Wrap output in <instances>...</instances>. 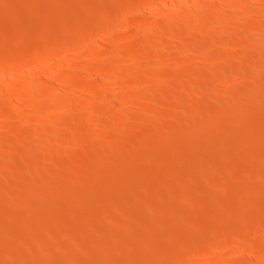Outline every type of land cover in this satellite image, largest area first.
<instances>
[{"label": "rangeland", "instance_id": "1", "mask_svg": "<svg viewBox=\"0 0 264 264\" xmlns=\"http://www.w3.org/2000/svg\"><path fill=\"white\" fill-rule=\"evenodd\" d=\"M2 1H4V0H0V31H3V32H0V41H2V39H3V41H2V45H0V52H2V51H4V49L5 50H10V51H15V52H17L19 55H22V57H23V55H24V58H27V57H29V56H31V54L32 55H34L35 53V51H37V48L39 49L40 48V46L42 47L43 46V44L44 43H46V44H49V43H51L52 42V39L51 40H48L46 37H44V36H41L42 38H40V37H38V39L37 38H35L36 37V35H35V33L36 32H38V31H40V32H43V30H44V32L45 31H51V32H53V34H54V37L55 36H57V39L55 38V41H60L61 39H63V38H65V39H70L71 37L73 38V37H75V32H78L79 34L81 33V31L83 32V30H85L86 29V27L85 26H87V28H88V26H90L91 25V27L92 26H96L97 27V25L99 26V28H101L102 27V24L101 23H103V25H104V23H105V21L106 20H108L110 17H111V19H113L114 21H113V23H112V26H114V30H113V37H112V39H110L112 42H111V44H116L117 46H115V45H112V46H109L108 48L107 47H105V45H104V47L108 50L107 52H106V54L105 55H103L104 57L103 58H99V60L97 59V61H94V60H90V61H88V62H86V64L88 65V63H89V65L88 66H93V62H94V64H97V63H100V62H102L101 61V59L103 60V61H105L106 59H108L109 60V57H110V54H109V52H112V50H113V52L114 51H116V48L115 47H121L120 48V50L121 49H126V48H130L131 46L133 47L135 44H138L142 39H143V36H150V35H152L153 34V36L155 35V36H157L158 34V31L156 30V29H158L156 26H150V27H147V23H143V21H146L147 22V20H144V19H142L143 21H141L142 23H141V27L139 28L140 30H142L141 32H147V35H142V33L141 32H139L140 30H138V32L137 31H135L136 33H133L134 32V30H132V28L131 27H133L132 25H131V27H129V28H127V26H125L126 24V22H127V19L128 20H131L132 19V15H136V14H139V13H134V11L135 10H142L140 7H138V8H135V10H133V7L135 6V4H137L138 3V1L141 3V5L146 9V4L150 1V0H103V2H102V0H5L4 2H5V4H3L4 2H2ZM7 1V2H6ZM90 1V2H89ZM126 3H125V2ZM179 1V0H178ZM177 1V2H178ZM193 0H189V2H192ZM196 2H198L199 1V4H201V5H203L204 6V4L206 5H209L210 3H212L211 1L212 0H195ZM210 1V2H209ZM101 2V3H100ZM122 2V3H121ZM128 2H130V3H128ZM159 2V1H158ZM158 2H157V4H158ZM202 2L204 3V4H202ZM209 2V3H208ZM2 3V4H1ZM8 3V4H7ZM75 3H76V5H75ZM78 3V4H77ZM92 3V4H91ZM142 3H145V4H142ZM187 3H188V0H187ZM75 6H74V5ZM99 4H102V5H99ZM129 4V5H128ZM156 4V3H155ZM2 5V6H1ZM58 5V6H57ZM94 5V6H93ZM103 5H106L105 7L103 6ZM126 5V6H125ZM27 6H29V7H27ZM33 6V7H32ZM38 6V7H37ZM110 6V7H109ZM120 6V8H118ZM7 7V8H6ZM51 8V10H50V8ZM58 7H61V8H58ZM74 7H76V8H74ZM85 7V8H84ZM100 7H102V8H104V9H106V10H102V8H100ZM137 7V6H136ZM142 7V8H143ZM10 8V9H9ZM49 8V9H48ZM95 8H97V9H95ZM109 8V9H108ZM118 8V9H117ZM125 8H127V9H125ZM143 8V10H145ZM85 9H87V11L85 10ZM99 9V10H98ZM9 10V11H8ZM49 10V11H48ZM56 10V11H55ZM95 10H98V11H95ZM109 10V11H108ZM114 10V11H113ZM116 10V11H115ZM127 12H126V11ZM131 12H130V11ZM133 10V11H132ZM138 10V11H139ZM234 10V9H233ZM5 11V12H4ZM59 11V14H57V13H55V12H58ZM91 11V12H90ZM104 11H105V13H104ZM119 11H120V13H119ZM125 11V13H123V12ZM129 11V12H128ZM137 11V12H138ZM2 12V13H1ZM49 12V13H48ZM61 12V13H60ZM93 12V13H92ZM99 12V13H98ZM102 12H103V14H102ZM110 12H112V13H110ZM136 12V11H135ZM140 12V14H141V12H142V15H145L144 13H143V11H139ZM146 12V11H145ZM51 13V14H50ZM88 13V14H87ZM119 13V14H118ZM129 13V14H128ZM8 14H10V15H8ZM56 14V15H55ZM61 14H62V16H61ZM85 14V15H84ZM96 14V15H95ZM101 16H100V15ZM105 14V15H104ZM124 14V15H123ZM3 15V16H2ZM5 15V16H4ZM50 15H51V17H50ZM54 15V16H53ZM58 15V16H57ZM84 15V16H83ZM92 15H93V17H92ZM94 15H95V17H94ZM107 15V16H106ZM114 15H115V17H114ZM118 15V16H117ZM119 15H121V16H119ZM123 15V16H122ZM148 15H149V13H148ZM10 16V17H9ZM56 16V17H55ZM87 16V17H86ZM92 18H91V17ZM103 16V17H102ZM113 16V17H112ZM130 18H128V17ZM139 16V15H138ZM141 16V15H140ZM90 17V18H89ZM97 17H99V18H97ZM106 17H107V19H106ZM124 17V18H123ZM142 17V16H141ZM145 17H147V15H145ZM256 17V18H255ZM6 18H7V20H6ZM16 18V19H15ZM51 18H53V19H51ZM56 18H58V19H56ZM101 18V19H100ZM126 18V19H125ZM4 19V20H3ZM19 19V20H18ZM23 19V20H22ZM85 19H86V21H85ZM89 19V20H88ZM90 19H93L92 21L93 22H95V23H92V21L90 20ZM94 19H96V20H98V22H100V25L97 23V21H95ZM141 19V18H140ZM247 21H246V20ZM243 21H242V25H243V28H244V30L242 29V30H239V31H237L238 32V34H237V32H232V33H230V34H228V38H229V41H233L232 43H227V44H224V45H222L221 46V44H220V41H219V37H220V35L222 34L221 33V30H223V29H221L220 30V28H217L216 30H218L217 32V36L218 37H215V39L210 43V44H208V46H207V49H206V54L205 55H197V54H195V53H193V52H191V51H189V49H188V53H186V55H185V57H186V63H184V65H179V64H176L177 62V59L175 60V58L176 57H174V58H172L171 57V59L169 58V60L165 63V64H169L170 62H171V65L174 63V62H176V63H174V64H176V65H174L173 66V76L171 75L170 77H168L169 75H167L166 77H163V78H160V80L158 79H156V77L154 76V75H156V72H157V70L156 69H158L159 67H161L164 63H158L157 64V67L156 66H154V67H151L150 66V68H149V65H146L147 63H145V61L147 62V59L145 58V59H142L141 61H140V64H142V65H138L137 66V70L139 69L140 71H142V69L143 70H145V72L144 71H142V73L144 74L142 77H141V79H143L144 80V82L145 81H149V82H147V83H142L141 84V87L140 86H132V84L133 83H126V84H124L123 86H124V88H122V89H120L119 91L117 90V89H115L116 87H114L116 84H115V82L116 81H120V79H122V78H124L125 76H127V79L128 80H130V77H131V74H126V75H124V76H122V77H119L118 76V78L116 77L115 79V82H111V81H109V80H106V81H103L102 83L104 84V85H102V89L100 88L99 90H98V92L99 93H101V91L104 89V90H106L105 92H107V89H108V91L109 92H107V94H108V96L110 97L111 96V98H113V97H115V94H116V98L117 97H119V98H122L123 97V95L125 96V98L126 97H128V96H130V95H128V94H133L132 92H134V93H140L141 95H142V97L143 96H145V97H143V99L145 98L146 100H147V98H151L150 96H152V93H154V96H152V97H155L156 96V93H158V92H160V91H164V92H167L168 91V93L171 95V96H173L174 94H175V96H173V97H175L176 98V95H179V94H182V92H184V91H182L183 89H182V87H180V81H181V79H180V81L178 80V78H177V80L176 81H179V82H176L175 81V79H176V77L175 76H177L178 74H177V72H180L179 74H184L185 73V68L187 69V68H189L190 66L192 67V66H197V68L199 67V69L201 70V67H202V70H203V72L205 73V74H208V77L210 76V77H212L215 81H212L211 82V86L209 87V89H205L206 87H204V86H206V85H204L201 89L199 88V92H200V96H203V98L205 97V98H207V99H209L211 96H213L214 94L216 95V96H214V98L215 99H218L219 100V104L217 103L216 104V102H218V101H216V100H214V98H212V100L213 101H215V103H213V106H216V108L217 109H215V107H213V106H211L212 105V100L211 99H209V100H207V99H205L204 101H205V103L204 104H202V105H204V106H195V105H188V107L189 108H185V113L187 114V115H182L181 114V111H180V109L177 107V106H175L173 103V101L172 100H174L176 103H177V98L175 99V98H173L172 99V97H170V99H172L171 100V104L170 105H167V108H165V106H164V104H163V106L161 105L162 103H160V102H158V103H156L155 105L153 104V108H154V110H155V113H158V115L159 116H161L162 114H163V112H165L166 110H167V113L166 114H168V115H166V119L167 120H170L171 121V125H169V126H167V131L166 130H164V128H162V129H160L161 127H159V126H155V125H153V123H149L148 122V125H147V122H142V121H139V123H137L138 122V120L137 121H134V118H133V116L134 115H132V113L134 114V112L137 110V108H139L138 110H139V112H138V110L136 111L137 113H141V114H144V113H142V112H145V111H143V110H145L144 108V106H141V107H133L132 106V104H128V105H126V106H129V107H126V109H125V111H123V113L121 112L120 114H118V115H113L112 114V111H111V107H109V109L108 110H106L103 114H96L95 115V113L93 114V115H95L96 116V118H93V119H85L84 120V123H86L87 125H88V127L87 128H85V129H82V130H79L78 128H77V126L74 124L75 122L72 120V119H68L69 120V122H70V124H65L64 126H60L56 131L57 132H50V130L48 129V131H46V127L48 126H46V122H45V120H42L40 123H41V125H40V123H32L31 122V120H29V119H31L35 114L33 113V112H30V111H26V112H28L29 113V116L27 115V113L25 112V115L22 117V118H18V119H16V118H14L13 116H11V114L10 115H8V113H10V110H11V108H10V106H7L8 107V109H9V111L8 112H6L8 109H7V107H4L3 109H0V125H1V127H3V129L5 128V130L7 131V133H6V131H4L7 135H9V137H10V140H9V142H7V141H5V143H4V141H2V143H0V197H1V199H0V264H9V262H10V264H21V263H23V264H29L28 262H30V264H45V262L43 263V261L44 260H46V262H47V264H49V262H50V264H93L94 262H96V264L98 263V264H103L104 263V261H107L106 260V258H109V256L108 255H105L106 253L107 254H109V255H111V257L109 258V260H108V263H113V264H115V262H116V264H119L118 262L120 261V263L121 264H123V262H124V264H127V263H129V264H131V262L133 263V264H141L140 263V260H141V262H142V264H144L143 262H145V261H147V262H150V263H147V264H157L156 262H158V264H175L176 263V261L177 260H181V259H184L183 261L185 262L186 261V263L187 264H191V263H193L192 261L193 260H195L194 261V263L195 264H205V263H207V259H208V255H205L204 254V250L203 249H207V248H209V249H211V246L209 247V243H208V241H206L207 239H211L212 238V240H214V237H213V234H212V236L210 237V235H208L207 233H209V231L212 233V231H216L214 228L216 227V228H218V232L220 233V236L222 237L221 239H223V240H219V239H216V240H219V241H221L222 243H220V246L222 247V249H219V250H217V251H215V250H213V247L215 248V247H218L217 245H214L213 246V244H214V241H213V243H212V240L211 241H209V242H211V245H212V249H211V251H210V253H215V255H216V257L214 256V254H213V260L214 261H216V263H218V260H220V261H222V264H225V263H227V262H229V261H231V259L233 258V257H235V259H236V263L238 264H242L244 261H246L248 258V256H250L251 255V253H250V251H248L247 249V251H246V253H245V251H240V250H238V253H234L233 251L234 250H231L232 249V247L227 243V242H225V241H227L225 238H227L226 237V235H227V233L229 232V230H230V232H232V230H235V228H237L238 227V229H239V225L241 226L242 224H243V222H244V220L242 219H240L241 221H243V222H241L240 220H237L238 222H236L235 220H236V218L235 217H239L240 215H241V217H244V216H242V215H244L245 214V223H244V225L247 227V226H250L249 228L250 229H252V227L255 225V228H256V226H259V223H261L260 224V226H262V225H264V202H262L264 199V190H263V188L261 187V186H263L264 185V181H262V180H264L263 179V175L262 174H264V170H259V169H261V166H263L262 165V162H256V161H259L260 160V157H262V161H263V163H264V90H263V92H262V89L264 88L263 86H264V64H262V63H264V58L263 57H261V65H259V67H258V69L257 70H259V71H263V74L261 75L262 77L260 78H258V77H256V78H250V77H248V75L249 74H251V73H249V72H243L244 70H247L248 68H250L249 66H248V68H246V69H244V70H242V73L240 72V70H239V67L237 66V65H240V61L238 62V60H239V58H240V60L242 59L243 61H242V63L241 64H244V63H246L247 65H248V63H249V61L251 62V60H252V57L253 56H256L255 54L256 53H258L257 55H262V56H264V53L262 52V53H260L261 51L256 47H254L253 48V45L252 46H246V47H241V41H242V39L243 38H246L247 36V39L249 38H254V37H257V36H259V37H257V38H261V37H263V35H264V28H260V27H258V29H257V31L256 30H254V31H256L255 33L254 32H252L253 31V29L250 27V22L251 21H253V22H256L255 24H256V26H258L260 23H261V21H260V19H259V17H257V16H252V17H250V18H245ZM248 19H249V21H248ZM253 19V20H252ZM255 19V20H254ZM58 20V21H57ZM77 20V21H76ZM100 20V21H99ZM102 20V21H101ZM105 20V21H104ZM13 21V22H12ZM24 23H23V22ZM74 21V22H73ZM91 22V24L90 23H87V22ZM104 21V22H103ZM112 21V20H111ZM235 21V20H234ZM17 22V23H16ZM22 22V23H21ZM38 22V23H37ZM49 22H51V24L49 23ZM58 24H57V23ZM124 22V23H123ZM232 22V21H231ZM2 23H3V25H2ZM9 23V24H8ZM17 25H16V24ZM35 23L37 24V25H39L40 24V28H39V26H36L35 25ZM118 23H119V25H121V23H122V26H119L118 27ZM249 23V24H248ZM11 24V25H10ZM45 24H47V26L49 27H47V26H45ZM85 24V25H84ZM89 24V25H88ZM94 24H96V25H94ZM248 24V25H247ZM16 25V26H15ZM18 25H20V29H19V27H17ZM42 25V26H41ZM44 25V26H43ZM51 25V26H50ZM246 25H247V28H246ZM11 26H12V28H14L15 27V29H14V32L12 31L13 29H11ZM14 26V27H13ZM72 26H73V28H72ZM75 26V27H74ZM78 26L79 27H81V28H78ZM149 26V25H148ZM34 27V28H33ZM38 27V28H37ZM53 29H52V28ZM91 27L89 28V29H91ZM123 27V28H122ZM126 27V28H125ZM156 27V28H155ZM249 27H250V29H249ZM5 28V29H4ZM71 28V29H70ZM78 28V29H77ZM115 28H117L118 29V31H117V29H115ZM37 29V30H36ZM39 29V30H38ZM64 29V30H63ZM65 29H66V31H65ZM75 30V32L73 31L72 32V30ZM81 29H83V30H81ZM89 29H88V31H89ZM103 29H105V27L103 26ZM103 29L101 28V29H99L100 31L99 32H102L103 31ZM112 29H113V27H112ZM123 29H124V33L123 34H125V35H121V34H119L121 31H123ZM260 29H261V31H260ZM7 30H9V31H7ZM16 30H17V32L19 31V33H17L16 32ZM30 30V31H29ZM61 30V31H60ZM63 30V31H62ZM78 30V31H77ZM81 30V31H80ZM93 30V28L90 30V31H92ZM121 30V31H120ZM126 30H128V31H126ZM246 30V31H245ZM248 30V31H247ZM56 31V32H55ZM86 31V30H85ZM115 31V32H114ZM128 32V33H126V32ZM260 33H259V32ZM5 32V33H4ZM9 32V33H8ZM17 33V35H16V33ZM26 32H29L28 33V36H27V34H26ZM39 32V33H40ZM58 32V33H57ZM62 32V33H61ZM69 32H71V33H69ZM131 32H132V34H131ZM157 32V33H156ZM224 32V31H223ZM8 33V34H7ZM21 33V34H20ZM64 33H65V35H64ZM69 33V34H68ZM138 33V34H137ZM149 33V34H148ZM4 34H6V35H4ZM32 34H34V35H32ZM56 34V35H55ZM63 34V35H62ZM75 34V35H74ZM78 34V35H79ZM102 34V33H101ZM100 34V35H101ZM114 34H116V35H120V36H122V37H120L119 38V36L118 37H116V35H114ZM139 35L138 37H137V35ZM220 34V35H219ZM2 35V36H1ZM14 35H16V36H14ZM18 35L20 36V35H23L22 37H18ZM32 35V36H31ZM59 35V36H58ZM60 35H62V38L61 39H58V38H60ZM73 35V36H72ZM135 35V36H134ZM142 35V37H140ZM230 35H232V36H230ZM234 35V36H233ZM5 36V37H4ZM68 36V37H67ZM102 36V35H101ZM230 36V37H229ZM1 37H4V38H1ZM14 37H15V40H14ZM18 37V38H17ZM28 37H29V39H28ZM67 37V38H66ZM131 37V38H130ZM183 37V39H185V38H187V36L186 35H184V36H182ZM8 38H10V40L8 39ZM24 38V39H23ZM40 38V39H39ZM44 38H45V40H44ZM71 38V39H72ZM115 38H117V39H115ZM7 39V41H5ZM20 39H21V41H20ZM54 39V38H53ZM182 39V40H183ZM16 40H17V43H16ZM25 41V43H24V41ZM32 41L33 43H34V45H33V43H29V41ZM33 40H35V41H33ZM181 39H180V41H182ZM42 41V42H41ZM49 41H51V42H49ZM134 41V42H133ZM216 41V42H215ZM237 41V42H236ZM18 42L20 43V44H18ZM22 42H23V44H22ZM39 42V43H38ZM215 42V43H214ZM6 43L9 45V43H10V47L12 46L13 48H11V49H7L6 47L7 46H5L6 45ZM14 43H16V45L18 44V46L16 47V45H13ZM36 43V44H35ZM43 43V44H42ZM181 45L184 43V45H185V41L183 40V43L182 42H179ZM21 45H22V47H21ZM232 45V46H231ZM3 46V47H2ZM19 46H20V48H19ZM115 46V47H114ZM126 46H128V47H126ZM3 49H2V48ZM5 47V48H4ZM14 47L16 48V49H14ZM112 47V48H111ZM124 47V48H123ZM18 48V49H17ZM119 48H117V50L119 49ZM33 49H35V50H33ZM110 49V50H109ZM211 49V50H210ZM256 49V50H255ZM258 50L260 51V52H258ZM34 51V52H33ZM212 51V52H211ZM235 52V53H237V55L236 54H233V53ZM220 53V54H219ZM224 53H226V55L224 54ZM230 53V54H229ZM28 54H29V56H28ZM109 56H108V55ZM213 54H215V58H212L211 56L213 55ZM27 57H26V56ZM219 55V56H218ZM225 55V62H222L224 59L222 58L223 56ZM227 55H234V57L232 58L231 56H228V58L230 57V59L231 60H234L235 59V61H236V63L234 64V62L235 61H229L230 59H228V63H226V61H227ZM239 55V56H238ZM111 56L112 57H110V60L111 59H114L115 58V56H114V54L112 53L111 54ZM114 56V57H113ZM222 56V57H221ZM235 56H237L238 57V59H236L235 58ZM209 57V58H208ZM218 57V58H217ZM211 58H212V60H211ZM220 58V59H219ZM248 58V59H247ZM207 59H210V60H207ZM215 59V60H214ZM219 59V60H218ZM222 59V60H221ZM84 59L83 58H79L78 59V62L79 61H83ZM127 60V64H131V63H133L134 62V60L132 59V58H127L126 59ZM175 60V61H174ZM246 60V61H245ZM263 61V62H262ZM75 62H76V59H75ZM142 62V63H141ZM173 62V63H172ZM231 62H232V64H231ZM244 62V63H243ZM35 63H38V62H35ZM34 63V64H35ZM198 63V64H197ZM233 66H231L230 64ZM34 64H27V65H25V69L27 68H31V69H33L34 67H36V66H34ZM193 64V65H192ZM234 64V65H233ZM36 65V64H35ZM139 66H140V68H139ZM143 66V67H142ZM196 66H195V68H196ZM184 67V68H183ZM190 67V68H191ZM237 67H238V70H236L237 69ZM148 68V69H147ZM151 68H154V70H156V71H153ZM179 68V69H178ZM183 68V69H182ZM146 69H147V71L150 73V72H154V74H152V73H148L147 71H146ZM176 69H178L179 71H177ZM230 69V70H229ZM235 69V70H234ZM151 70V71H150ZM174 70H175V72H174ZM185 70V71H184ZM201 70V71H202ZM204 70H206V71H204ZM225 70H227V71H225ZM250 70L252 71V69L250 68ZM177 71V72H176ZM230 71V72H229ZM237 71H239L240 73H237L236 72V74H235V72ZM22 72V70L19 72V73H21ZM202 72V73H203ZM233 72V74H235V77H233V74L231 75V73ZM146 73H148V74H146ZM175 73H176V75H175ZM229 73V74H228ZM37 74V73H36ZM39 75V74H38ZM148 75V76H147ZM175 75V76H174ZM214 75V76H213ZM228 75V76H227ZM150 76V77H149ZM230 76H232L233 78L232 79H229V77ZM251 77H252V75H250ZM149 77V78H148ZM209 77V78H210ZM171 78V79H170ZM173 78V79H172ZM175 78V79H174ZM231 78V77H230ZM249 78V79H248ZM263 78V79H262ZM149 79V80H148ZM213 79H211V80H213ZM252 79H254L256 82H257V84L259 85L258 87H257V84H255L256 82L253 80V82L254 83H252L251 81H252ZM218 80V81H217ZM231 80V81H230ZM244 80H248L247 82H248V84L249 85H251V83L253 84V85H255V86H253L252 85V87L250 88L249 87V85H247V87H249L250 89H253L254 87V89H253V91H251V90H249V88H247L246 87V85L245 86H242L241 84L243 83V85L245 84L244 82ZM263 81V82H261V81ZM109 81V82H108ZM173 81V82H172ZM250 81V82H249ZM158 82H161V83H158ZM217 82V83H216ZM246 82V83H247ZM259 82V83H258ZM114 83V84H113ZM156 83H157V85H156ZM170 83H171V85H170ZM176 83L178 84V85H176ZM217 84V86H216V84ZM159 84V85H158ZM261 84V85H260ZM144 85V86H143ZM163 85V86H162ZM236 85H238V88L241 90V91H239L238 89H236L237 91H233V93H232V91L231 90H233V89H231V88H233L234 86H236ZM239 85H241L240 87H243V88H240L239 87ZM146 86V87H145ZM158 87V89H157V87ZM160 86V87H159ZM164 87V89H166V90H164L162 87ZM171 86V87H170ZM173 86H174V88H173ZM213 86H215V87H213ZM128 87V88H127ZM154 87H156V90H154V92H153V88ZM166 87V88H165ZM170 87V88H169ZM216 88L215 90L213 89V88ZM245 87V88H244ZM261 87V88H260ZM112 88L115 90H112ZM148 88V89H147ZM181 88V89H180ZM247 88V89H246ZM139 89V90H138ZM142 89V90H141ZM175 90V91H173V90ZM180 89V90H179ZM204 89V90H203ZM213 90L212 92L214 93H212L210 90ZM220 89V90H219ZM245 89V90H244ZM116 90L118 91V92H116ZM122 90H123V92H122ZM135 90H137V91H135ZM146 90V91H145ZM177 90V91H176ZM208 90V91H207ZM216 90H218V91H216ZM258 90H259V93H258ZM152 91V92H151ZM216 91V92H215ZM225 91V92H224ZM231 92V93H228V92ZM247 91H249V93H247ZM257 91V92H256ZM74 92H75V94H74ZM74 92H72L73 94V96H76L78 93L77 92H79L80 93V95H82L81 94V91L80 90H76V91H74ZM105 92L104 91H102V93H104L105 94ZM207 92V93H206ZM209 92V93H208ZM221 92H223V93H221ZM237 92V93H236ZM101 93V94H102ZM203 93H204V95H203ZM242 93V94H241ZM252 93V95H250ZM260 93H262V94H260ZM106 94V95H107ZM127 94V95H126ZM159 94V93H158ZM158 94H157V96H158ZM160 94H162V92L160 93ZM207 94L208 95H210V96H208L207 97ZM213 94V95H212ZM230 94V95H229ZM232 94V95H231ZM233 94H234V96H233ZM79 95V94H78ZM169 95V96H170ZM226 95V96H225ZM113 96V97H112ZM147 96V97H146ZM149 96V97H148ZM160 96V95H159ZM217 96H218V98H217ZM219 96H221L222 97V101H221V97L219 98ZM225 96V98L227 99H223V97ZM229 96H231V97H229ZM240 96V97H239ZM247 96H249V97H247ZM253 96V97H252ZM261 96V97H260ZM86 97V98H85ZM230 98V99H228V98ZM234 97V98H233ZM236 97H237V99H236ZM45 99H39V100H37V103L39 104H41L42 103V105L43 104H47L48 103V101H45V100H47V97H44ZM82 98L86 101V102H88L89 100H93V95H92V92H87V93H84L83 94V96H82ZM124 98V97H123ZM234 100H233V99ZM152 99V98H151ZM239 99V100H238ZM88 100V101H87ZM150 100V99H149ZM224 100H225V102H224ZM230 100V101H229ZM236 100V101H235ZM252 100H253V102H252ZM144 101V100H143ZM209 101H211V102H209ZM226 101H228V103L226 104ZM232 101V102H231ZM235 101V102H234ZM259 103V105H258V103ZM100 102H101V100H99L98 102H97V104L98 105H103V104H100ZM144 102H148V101H144ZM173 102V103H172ZM207 102L209 103V105L211 106H209L208 104H207ZM223 102V103H222ZM245 104H244V103ZM101 103H103V102H101ZM105 103V102H104ZM225 103V104H224ZM241 103H242V105H241ZM232 104V105H231ZM256 104V105H255ZM132 107H131V106ZM171 105H174V109H173V106H171ZM186 105V106H187ZM223 105V106H222ZM226 105H228V106H226ZM263 105V106H262ZM108 106V105H107ZM119 106L121 107V105L119 104L118 105V108H119ZM169 106V107H168ZM192 106V107H191ZM218 106H222V107H218ZM226 106V107H225ZM247 106V107H246ZM249 106V107H248ZM259 106H261V107H259ZM142 107H144V108H142ZM176 107V108H175ZM204 107H206V108H204ZM239 107V108H238ZM256 107V108H255ZM258 107V108H257ZM128 108V109H127ZM171 108V109H170ZM196 108V109H195ZM208 108H209V111H211L212 109L213 110H215L214 111V113H213V110H212V114H211V112H210V116H208L209 114H208V112H206L207 110H208ZM211 108V109H210ZM222 108H224V109H222ZM229 108V109H228ZM246 108V109H245ZM263 108V109H262ZM165 111H164V110ZM206 109V110H205ZM219 109H221V110H219ZM243 110V111H241V110ZM255 109V110H254ZM257 109V110H256ZM260 109H262L261 111H262V114L260 113V115L258 114L259 112V110ZM4 110V111H3ZM171 110V111H170ZM176 110V111H175ZM233 110V111H232ZM236 110V111H235ZM247 110V111H246ZM69 111L71 112V114H75V115H83L82 117H84V115H85V117L86 116H88V111L86 110V109H83V108H80V107H78V106H72V107H70L69 108ZM109 111H110V113H109ZM127 111V112H126ZM173 111V112H172ZM174 111H175V113H176V115H175V113H174ZM188 111H191V112H188ZM196 111V112H195ZM244 111H245V113H244ZM248 111H250V115L248 114L249 112ZM251 111H253V113L251 112ZM160 112V113H159ZM161 112H162V114H161ZM169 112V113H168ZM172 112V113H171ZM219 112H222V113H219ZM237 112V113H236ZM241 112V113H240ZM243 112V113H242ZM126 113V114H125ZM170 113H171V115H170ZM179 113V114H178ZM194 113H197L198 115H203V116H196V114H194ZM200 113V114H199ZM205 113V114H204ZM217 113H219V114H217ZM235 113V114H234ZM122 114V115H121ZM178 114V115H177ZM181 114V115H180ZM190 114V115H189ZM192 114V115H191ZM215 115V117H214V115ZM224 114H225V116L227 117V116H229L230 114L233 116V118H235V116L237 115V114H243V116L241 115V116H236V118L237 117H240V118H238V123L235 125V123H236V121H237V119L235 120H231V121H233V122H235L234 123V126L232 125L230 128L228 127L230 124H228L227 126H226V124L227 123H229V122H227V121H224ZM228 114V115H227ZM247 115V117L245 116V115ZM109 115V116H108ZM131 115H132V117H131ZM156 115V114H155ZM157 115V116H158ZM194 115V116H193ZM217 115V116H216ZM219 115H221V116H219ZM230 115V116H231ZM251 115H253V118H252V116ZM25 116H26V118H25ZM31 116V117H30ZM74 116V115H73ZM111 116H113L114 118H116L115 120H117V121H119L120 119H122V120H120V121H122V122H126V123H129V124H131L130 122H132V118H133V122L135 123V125H134V123L132 122V124H131V130H132V132H130V133H133V135L131 134V137H130V135H124L123 136V134H121L120 132H118V131H116V132H118V133H116V132H114L113 133V135L110 133V132H107V131H110L109 130V128L107 129L106 127H103L102 125L103 124H106L107 122L106 121H110L111 119H113V117L111 118ZM120 116V117H119ZM180 116V117H179ZM189 116V117H188ZM231 116V117H232ZM249 116V117H248ZM171 118V119H169V118ZM187 117V118H186ZM192 117H195L194 119L192 118ZM201 117H202V120H200L201 119ZM216 117H217V122L215 121L216 120ZM220 117V118H219ZM244 117V118H243ZM260 117V118H259ZM192 118V119H191ZM199 118V119H198ZM206 118V119H205ZM209 118H211V119H209ZM222 118V119H221ZM242 118V119H241ZM248 118V119H247ZM255 118H256V120H255ZM125 119H126V121H125ZM129 119H130V121H129ZM190 119H191V121H190ZM212 119H214V120H212ZM229 119H231V118H227L226 120H229ZM263 119V120H262ZM98 120H99V122L100 121H104V123H102V122H100V123H102L101 124V126L99 125V123H98ZM124 120V121H123ZM183 120V121H182ZM187 121L188 122V124L185 122L184 123V121ZM193 120H195L194 122H193ZM211 120H212V122H211ZM243 120V121H242ZM254 120V121H253ZM44 121V122H43ZM127 121H129V122H127ZM175 121V122H174ZM203 121H204V123L206 124H204L203 123ZM208 121H210V122H208ZM219 121H220V123H219ZM230 121V123H232ZM180 124L179 126H178V124ZM190 122V123H189ZM196 122V123H195ZM213 122H215V124H213V127H212V123ZM221 122H222V126H221ZM227 122V123H226ZM240 122V123H239ZM258 122V123H257ZM141 123V124H140ZM211 123V124H210ZM224 123H226V124H224ZM260 123V124H259ZM42 124L44 125L45 124V131H44V133L45 132H47L46 133V135H44L43 134V136H42V139H41V137L38 135V136H36V132L37 131H39L38 129H40V126H42ZM48 124V123H47ZM145 124V126H142V125H144ZM150 124V125H149ZM183 124V125H182ZM209 124H210V126H209ZM218 124L221 126H218ZM256 124V125H255ZM262 124V125H261ZM37 125V126H36ZM72 125V126H71ZM152 125V127L150 128V126ZM187 125V126H186ZM200 125H202V126H200ZM253 125V126H252ZM28 128H27V127ZM39 126V127H38ZM201 127V129H200V127ZM215 126V127H214ZM224 126V127H223ZM240 126V127H239ZM1 127H0V129H1ZM43 126L41 127L42 128V130H43V128H44ZM182 127V128H181ZM206 127V128H205ZM217 127H219V129H221V130H218V128ZM227 127H228V129H227ZM242 127V128H241ZM26 128H27V130H26ZM38 128V129H37ZM135 128V129H134ZM138 128V129H137ZM139 128H141V129H139ZM157 130H156V129ZM159 128V129H158ZM214 128V129H213ZM226 128V129H225ZM239 128V129H238ZM247 128V129H246ZM249 128L251 129L250 130V132H249ZM263 128V129H262ZM3 129H1V130H3ZM8 129V130H7ZM19 129V130H18ZM166 129V128H165ZM189 129V130H188ZM196 129V130H195ZM198 129H199V131H198ZM261 129V130H260ZM22 130L23 131H25V133H23L22 132ZM34 130V131H33ZM36 130V131H35ZM138 130V131H137ZM142 130H144L145 131V133H142ZM153 130V131H152ZM183 130V131H182ZM202 130V131H201ZM222 130H226V131H222ZM257 130V131H256ZM106 132V134H105V132ZM154 131H156V132H154ZM157 131H158V133H160V134H158L157 133ZM161 131V132H160ZM181 131V132H180ZM187 131V132H186ZM191 131H193L194 133H196V134H194L193 132H191ZM205 131V132H204ZM210 131V132H209ZM218 131V132H217ZM242 133H241V132ZM246 131H247V133H246ZM252 131V132H251ZM13 132V133H12ZM17 132V133H16ZM22 132V133H21ZM150 132H152V133H150ZM162 132H164V134L162 133ZM189 132V133H188ZM190 132H191V134H190ZM197 132H198V134H197ZM201 132V133H200ZM209 132V133H208ZM219 134H217V133ZM255 132V133H254ZM261 132V133H260ZM11 135H10V134ZM74 133H75V135L77 134L78 136H80V137H82L81 135L83 134V137H86V136H89L88 134H90L91 136L90 137H88L89 139H87V140H84L85 142H90V144L91 145H89V144H87V143H85L83 140H81V142L80 143H76L75 144V141L72 139V134L74 135ZM79 133H80V135H79ZM150 133V134H149ZM162 133V134H161ZM206 133V134H205ZM20 134V135H19ZM34 134V135H33ZM71 134V135H70ZM87 134V135H86ZM109 134V135H108ZM137 134V135H136ZM145 134H147V135H145ZM154 134H156V135H154ZM182 134H184L185 136H183ZM205 134V135H204ZM225 134V135H224ZM227 134V135H226ZM229 134H230V136H229ZM235 134V135H234ZM237 134V135H236ZM250 134V135H249ZM22 135V136H21ZM107 135V136H106ZM144 135V136H143ZM163 135V136H162ZM174 135H175V137H174ZM198 135V137H196V136ZM232 135H234V136H232ZM254 135V136H253ZM28 138H27V137ZM34 136H36V137H34ZM67 136V137H66ZM113 136H116L115 138H117L116 140H119V139H121V138H123V139H121V140H119V141H117V142H115L116 140H115V138L113 137ZM118 136V137H117ZM129 136V137H128ZM137 138H136V137ZM153 136H154V138H153ZM181 136H183V137H181ZM188 136V137H187ZM195 136V137H194ZM224 136V137H223ZM237 136V137H236ZM259 136H261V137H259ZM34 137V138H33ZM82 137V138H83ZM91 137H93V141L91 140ZM105 137H106V140H108L109 139V141H111L110 143H107V142H105L106 140H105ZM112 137V138H111ZM135 137V138H134ZM140 137V138H139ZM145 137V138H144ZM210 137V138H209ZM219 137H222V138H219ZM11 138H12V140H11ZM38 138V139H37ZM69 138V139H68ZM128 138V139H127ZM146 138H148V139H146ZM160 138V139H159ZM180 138V139H179ZM186 138H187V140L189 139V141H187L186 140ZM191 138V139H190ZM213 138V139H212ZM219 138V139H218ZM227 138H229V139H227ZM240 138V139H239ZM35 139V140H34ZM64 139H65V141L66 140H68L67 141V145H68V143L71 141V144H69L68 146H66L67 148H66V150L67 151H65V153L63 154V156H66L67 155V157H63V156H61V157H59L60 155H58V152L55 150V149H57L56 147H58L59 145H60V143H62L63 141H64ZM72 139V140H71ZM112 139V140H111ZM128 141H127V140ZM130 139V140H129ZM138 139H139V141H138ZM154 139V140H153ZM156 139V140H155ZM168 139V140H167ZM175 139V140H174ZM198 139L200 140V141H198ZM207 139V140H206ZM234 139V140H233ZM237 139V140H236ZM242 139V140H241ZM25 140V141H24ZM30 140H31V143H30ZM37 140V141H36ZM41 140V141H40ZM125 140V141H124ZM165 140H166V142H165ZM172 140V141H171ZM175 142H174V141ZM203 140V141H202ZM211 140V141H210ZM229 140V141H228ZM246 140H248V142L246 141ZM253 140V141H252ZM257 140V141H256ZM36 141V142H35ZM169 141V142H168ZM177 141V142H176ZM202 141V142H201ZM214 141V142H213ZM243 141H245V142H243ZM252 141V142H251ZM1 142V141H0ZM10 142H12V144H15V145H13L14 146V150L12 151V153H10V148H9V143ZM24 142H25V144H24ZM35 142V143H34ZM45 142V143H44ZM74 142V143H73ZM99 142V143H98ZM120 142V143H119ZM143 142V143H142ZM145 142H147V144L145 143ZM154 142V143H153ZM160 142V143H159ZM229 142V143H228ZM237 142H238V144H237ZM241 142V143H240ZM257 142V143H256ZM40 145H38V144ZM42 143V144H41ZM99 145H98V144ZM101 143V144H100ZM116 143V144H115ZM127 143H129V144H127ZM182 143H183V145H182ZM189 143V144H188ZM207 143H210V144H208L207 145ZM221 143V144H220ZM246 143H247V145H246ZM259 143V144H258ZM35 144V145H34ZM110 144V145H109ZM144 144V145H143ZM148 144H149V146H148ZM172 144V145H171ZM229 144V145H228ZM233 144V145H232ZM236 144V145H235ZM240 144V145H239ZM253 144V145H252ZM29 145H30V147H29ZM39 146V147H37V146ZM55 145H57L56 147H55ZM105 145H106V147H105ZM125 145V146H124ZM141 145H143V146H141ZM168 145H170V146H168ZM178 145V146H177ZM185 145V146H184ZM193 145V146H192ZM197 147H196V146ZM205 145V146H204ZM227 145V146H226ZM243 145V146H242ZM250 145V146H249ZM259 145V146H258ZM43 146V147H42ZM46 146H47V148H46ZM53 146V150H55V151H52L53 152V154L51 155V147ZM101 146H103L104 148H102ZM172 146H174V147H172ZM177 146V147H176ZM188 146H190V148L191 147H193V148H189L188 149ZM198 146H199V148H198ZM250 147V149H249V147ZM29 147V148H28ZM32 147V148H31ZM37 147V148H36ZM41 147V148H40ZM100 147H101V149H103L105 152L103 153V151L100 149ZM128 147V148H127ZM181 147V148H180ZM196 147V148H195ZM233 147H236V148H233ZM238 147L240 148V149H238ZM242 147V148H241ZM243 147H245V149L243 148ZM256 149H255V148ZM31 148V149H30ZM48 149L49 148V150L48 151H46L45 149ZM124 148V149H123ZM155 148V149H154ZM216 148V149H215ZM226 148V149H225ZM258 148H259V150H258ZM261 148V149H260ZM16 149V150H15ZM35 149H37V151H39L38 149H43L41 152H36V150ZM122 149V150H121ZM130 149V150H129ZM135 149V150H134ZM178 149H179V151H178ZM183 149H186V150H183ZM187 149H188V151L190 150L191 151V153H190V151L189 152H187ZM192 149H194V150H192ZM195 149H196V151H195ZM198 149H199V151H198ZM206 149V150H205ZM221 149V150H220ZM230 149V150H229ZM235 149L237 150V152L235 151ZM256 150V152L254 151V150ZM20 150H21V153L22 154H20ZM69 150H71V151H69ZM72 150H73V152H72ZM91 150H93L92 152H91ZM100 150V151H99ZM108 150H110V151H108ZM126 150V151H125ZM133 150V151H132ZM142 150V151H141ZM217 150V151H216ZM224 150V151H223ZM232 150V151H231ZM249 152H248V151ZM253 150V151H252ZM34 151H35V153H34ZM44 151H46L47 153H45L44 154V158L46 159L45 160V162H43L42 160H41V158L43 157V153H44ZM75 151V152H74ZM107 151V152H106ZM156 151V152H155ZM161 151V152H160ZM168 151V152H167ZM171 151H172V153H171ZM214 151V152H213ZM219 151V152H218ZM233 151H235V153H237L238 155H236ZM245 151V152H244ZM252 151V152H251ZM32 153L31 155H32V157H34L35 155H37L38 156V158L40 159V161L39 162H35L33 159L31 160V156H30V153ZM67 152V153H66ZM99 152V153H98ZM138 152V153H137ZM178 152V153H177ZM181 152V153H180ZM224 152H225V154H224ZM258 152V153H257ZM42 153V154H41ZM50 153V155H48ZM73 153H75V154H73ZM78 155H77V154ZM97 153V154H96ZM173 153H175L174 155H173ZM214 153L216 154V155H214ZM241 153V154H240ZM256 153V154H255ZM262 153V154H261ZM15 154V155H14ZM29 154V155H28ZM73 154V155H72ZM128 154V155H127ZM146 154V155H145ZM157 154V155H156ZM170 154V155H169ZM177 154V155H176ZM184 156H183V155ZM189 154V155H188ZM192 154V155H191ZM203 154V155H202ZM228 154V155H227ZM235 154V155H234ZM246 154H250L252 157H254L255 156V160H253L252 159V157L249 155V156H246ZM260 154V155H259ZM18 155V156H17ZM48 156V157H46V156ZM70 155V156H69ZM81 155V156H80ZM101 155V156H100ZM133 157H132V156ZM154 155V156H153ZM167 155V156H166ZM186 155V156H185ZM218 155V156H217ZM221 155V156H220ZM227 158V160L224 158V156ZM230 155V156H229ZM19 156H21V158L19 157ZM30 156V157H29ZM152 156V157H151ZM160 156V157H159ZM203 156V157H202ZM213 158H212V157ZM238 156V157H237ZM240 156H241V158H240ZM10 157H12V158H10ZM53 157V158H52ZM59 157V158H58ZM65 158L64 160H63V158ZM79 157V158H78ZM82 157V158H81ZM85 157V158H84ZM141 157H143V158H141ZM169 157L171 158V159H169ZM208 157V158H207ZM220 157H222V159L220 158ZM236 157L239 159H241L240 161H237V159H236ZM246 157H248V158H245ZM16 158H18V159H16ZM24 158H25V160H24ZM44 158H43V160H44ZM51 158V159H50ZM81 158V159H80ZM137 158V159H136ZM141 158V159H140ZM157 158V160H155ZM179 158V159H178ZM188 158V160H186ZM191 158V159H190ZM195 158V159H194ZM211 158H212V160H211ZM243 158V159H242ZM20 159V160H19ZM136 159V160H135ZM144 159V160H143ZM148 159V160H147ZM150 159V160H149ZM163 159V160H162ZM166 159V160H165ZM201 159H202V161H201ZM204 159V160H203ZM206 159V160H205ZM207 159L209 160V161H207ZM214 159V160H213ZM225 159V160H224ZM244 159H245V161H244ZM251 159V160H250ZM11 160H13L12 162H11ZM16 160V161H15ZM17 160H19V162L17 161ZM29 160H31V162L32 163H30L29 162ZM53 160V161H52ZM154 160V161H153ZM158 160H160V161H158ZM179 160H180V163L181 164H179V165H177L178 163H179ZM224 160V161H223ZM233 160V161H232ZM244 162H243V161ZM250 160V161H249ZM22 161V162H21ZM25 161H27V162H25ZM46 161H48V162H46ZM60 161H61V163H60ZM63 161V162H62ZM141 161V162H140ZM146 161V162H145ZM149 161V162H148ZM167 161V162H166ZM168 161H170V162H168ZM176 161H177V163H176ZM193 161V162H192ZM205 161V162H204ZM213 161V163L216 165L217 164V166L215 167L214 166V164H213V166L214 167H211L210 165H208V164H210V162H212ZM220 161V162H219ZM227 161V162H226ZM232 161V162H231ZM235 161H236V163L238 164V165H236V169H233L232 167H231V165L233 166V163H235ZM17 162H18V164H17ZM41 162L43 163V164H41ZM132 162V163H131ZM136 162V163H135ZM151 162V163H150ZM157 162V163H156ZM160 162V163H159ZM229 162V163H228ZM247 162H249L250 163V165H253V166H250L249 165V163L248 164H246ZM25 163V164H24ZM36 163H38V165H34V164H36ZM99 163H100V165H99ZM148 163H150V164H148ZM155 163H156V165L158 164V167H156V165H155ZM161 163H162V165H161ZM193 163V164H192ZM208 163V164H207ZM223 163H224V165H223ZM227 163V164H226ZM254 163L256 164V165H254ZM14 164V165H13ZM15 164H16V166H15ZM40 164V165H39ZM145 164H146V166H145ZM167 164V165H166ZM203 164V165H202ZM204 164H205V166H204ZM211 164V165H212ZM226 164V165H225ZM260 164V166L259 167H256V166H258ZM28 165V166H27ZM34 165V166H33ZM43 167H42V166ZM76 165V166H75ZM77 165H79V166H77ZM155 165V166H154ZM174 165V166H173ZM185 165H186V167H185ZM199 165H200V168H199ZM222 165H223V167H222ZM240 165V166H239ZM248 166V167H245V166ZM32 166V167H31ZM45 166V167H44ZM154 166V167H153ZM167 168H166V167ZM191 166H192V168H191ZM204 166V167H203ZM224 166H225V168L226 169H224ZM244 166V168H242ZM254 166H255V168H254ZM34 167H37V168H34ZM103 167V168H102ZM142 167V168H141ZM172 167H174V168H172ZM195 167H196V169H195ZM230 167H231V169L233 170V174H232V170L230 169ZM251 167H253L252 169L254 170V172H253V170L251 169ZM264 167V166H263ZM262 167V168H263ZM28 168V169H27ZM68 168V169H67ZM124 168V169H123ZM127 168V169H126ZM130 168V169H129ZM133 168V169H132ZM152 168V169H151ZM178 168V169H177ZM188 168V169H187ZM191 168V169H190ZM193 168H194V170H193ZM198 168H199V171H198ZM206 168V169H205ZM214 168H217L216 170L217 171H215V169ZM223 168V169H222ZM229 168V169H228ZM239 168V169H238ZM241 168V169H240ZM248 169V170H246V169ZM257 168V169H256ZM33 169V170H32ZM35 169V170H34ZM44 169V170H43ZM73 169H75V170H73ZM175 169L177 170V171H175ZM210 169V170H209ZM246 171H245V170ZM21 170H23L22 171V173H21ZM28 172H27V171ZM45 170L47 171V172H45ZM68 170V171H67ZM73 170V171H72ZM93 170V171H92ZM115 170H116V172H115ZM164 170V171H163ZM189 170V171H188ZM206 170H209V173H207L206 172ZM220 171V176H219V173H217V172H219ZM238 170H239V172H238ZM259 172H258V171ZM24 171H26V173L24 172ZM38 171H39V173H38ZM66 171V172H65ZM72 171V172H71ZM215 171V172H214ZM225 171V172H224ZM228 171H231V174H232V176L230 177V172L228 173ZM236 171V172H235ZM249 171V172H248ZM70 172V173H69ZM81 172V173H80ZM136 172V173H135ZM163 172V173H162ZM168 172V173H167ZM174 172V173H173ZM196 172V173H195ZM202 172V173H201ZM213 172V174L212 175H208V174H211ZM228 173V176H227V173ZM241 172H243L242 174H241ZM24 173V174H23ZM43 173V174H42ZM141 173V174H140ZM146 173V174H145ZM152 173V174H151ZM164 174V175H162V174ZM181 175H180V174ZM201 174V176H200V174ZM207 175H206V174ZM226 173V174H225ZM260 174V175H255V174ZM20 174V175H19ZM150 174V175H149ZM159 174V175H158ZM168 174H170V175H168ZM176 174V175H175ZM197 174V175H196ZM202 174H204V177H203V175ZM216 175V180H215V178H213V176L215 177V175ZM225 174V175H224ZM244 174V175H243ZM250 174V175H249ZM103 175V176H102ZM105 175H107V176H105ZM109 175V176H108ZM148 175V176H147ZM169 177H168V176ZM183 175V176H182ZM246 175H248V177H246ZM24 176V177H23ZM41 176H42V178H41ZM52 176V177H51ZM101 176V177H100ZM154 176V177H153ZM162 176V177H161ZM188 176H190V177H188ZM195 176H197L196 178H195ZM243 176V177H242ZM255 176V177H254ZM258 176V177H257ZM23 177V178H22ZM31 177H33V178H31ZM66 177V178H65ZM171 177H174V180H172L171 179ZM178 177V178H177ZM187 177V178H186ZM208 177V178H207ZM235 177H236V180H235ZM238 177V178H237ZM246 177V178H245ZM11 178H13L12 180H11ZM18 180H17V179ZM22 178V179H21ZM39 178V179H38ZM48 178V179H47ZM69 178V179H68ZM77 178V179H76ZM87 178V179H86ZM128 178V179H127ZM135 178V179H134ZM166 178V179H165ZM168 178V179H167ZM202 178V179H201ZM206 178L208 179V182H205L206 181ZM223 178H225V179H223ZM240 178V179H239ZM249 180H248V179ZM259 178L261 179V181L259 180ZM1 179H3V181L1 180ZM6 179V180H5ZM33 181H32V180ZM35 179H36V181H35ZM41 179V180H40ZM134 179V180H133ZM160 179H161V181H160ZM172 181H171V180ZM179 179V180H178ZM183 179V180H182ZM188 179V180H187ZM196 179L198 180V182L196 181ZM199 179H200V181H199ZM213 179H214V181H213ZM222 181H221V180ZM230 179V180H229ZM231 179H234V180H231ZM253 179V180H252ZM259 180V183L257 184L256 182ZM30 180V181H29ZM59 180V181H58ZM73 180V181H72ZM182 180V181H181ZM190 180H191V182H190ZM205 180V181H204ZM227 180V181H226ZM246 180V181H245ZM256 182H255V181ZM5 181V182H4ZM16 181V182H15ZM26 181V182H25ZM32 181V182H31ZM56 181V182H55ZM111 181V182H110ZM119 181V182H118ZM126 181V182H125ZM130 181V182H129ZM132 181H134L133 183H132ZM143 181V182H142ZM150 181V182H149ZM157 181V182H156ZM160 181V182H159ZM175 181V182H174ZM180 184V186L179 185H177L178 183ZM203 181V182H202ZM217 181V182H216ZM235 181V182H234ZM247 181H254V184H256L255 185V189H253L252 187H249V186H253V183L251 182V185H249L250 184V182H247ZM8 183V184H4V183ZM41 182V183H40ZM63 182V183H62ZM72 182V183H71ZM97 182V183H96ZM116 182V183H115ZM118 182V183H117ZM149 182V183H148ZM155 182V183H154ZM167 182H168V184H167ZM192 183V191L190 190V192H187L186 190H185V192H181V188H182V186L184 185V183H185V186L184 187H186V183ZM210 182V183H209ZM213 182V183H212ZM237 182H239V184L237 183ZM28 183V184H27ZM68 183V184H67ZM89 183V184H88ZM103 183V184H102ZM166 183V184H165ZM173 183V184H172ZM194 183H196L197 185H195V187L193 186V184ZM224 183V184H223ZM233 183L237 186L238 185V187L240 188V190H239V188L238 187H236L235 185H233ZM240 183H241V185H240ZM244 183H246V184H243ZM249 183V184H248ZM261 183V184H260ZM19 184V185H18ZM26 184H27V186H26ZM40 184V185H39ZM44 184H45V186H44ZM67 184V185H66ZM72 184V185H71ZM146 184V185H145ZM152 184V185H151ZM159 184V185H158ZM207 184H209V185H207ZM232 184V185H231ZM260 184V186H258ZM263 184V185H262ZM2 185V186H1ZM4 185V186H3ZM13 185H14V187H13ZM17 185V186H16ZM25 185V186H24ZM29 185H30V188H29ZM31 185H32V187H31ZM34 185H36V186H34ZM42 185V186H41ZM75 185V186H74ZM158 185V186H157ZM171 185H172V187H171ZM177 185V186H176ZM207 185V186H206ZM212 185V186H211ZM245 185H247L246 187H249V189H250V191H249V189H247L246 187V189H247V194L248 193H250L249 194V196H247L248 198L247 199H249L248 201H249V204H247V205H249L250 206V204L251 205H253L254 207L253 208H251V209H249V211L250 212H247L248 210H247V208H246V210L244 209V214H239V213H242L241 211L240 212H238L239 211V208H238V206L236 207V204H237V202H238V200H235V198L236 197H234L233 195H235V196H238L239 198H236V199H239V201L241 200V196H242V198H245V197H243V195H247V194H244L245 193V191H244V193L242 194L241 193V191L243 192V190L245 189H243V187L245 186ZM7 186H8V188H7ZM15 186L17 187V188H15ZM47 186V187H46ZM52 186V187H51ZM139 186V187H138ZM170 186V187H169ZM175 186V187H174ZM219 186V187H218ZM223 187V188H221V187ZM11 187V188H10ZM19 187V188H18ZM29 189H27V188ZM46 187V188H45ZM66 187V188H65ZM87 187V188H86ZM89 187V188H88ZM104 187V188H103ZM155 187L157 188V190L155 189ZM168 187V188H167ZM183 187V188H184ZM230 187H235L234 189H232V188H230ZM242 187V188H241ZM22 188V189H21ZM31 188H33V189H31ZM37 188V189H36ZM196 188V189H195ZM197 188H198V190L199 191H197ZM253 189V191H252V189ZM257 188V189H256ZM261 188V189H260ZM7 191H5V190ZM13 189L15 190V192L13 191ZM17 189V190H16ZM20 189H21V191H20ZM46 189V190H45ZM73 189H75V190H73ZM85 189H87V190H89V193L87 192V190H85ZM142 191H141V190ZM168 189V190H167ZM206 189V190H205ZM218 189H219V191H218ZM221 189V190H220ZM229 189V190H228ZM25 190V191H24ZM172 190V191H171ZM182 190H184V189H182ZM213 190H217V191H214V193H213ZM231 190H235V192H237L236 194L235 193H233L234 191H232V192H230ZM257 190V191H256ZM259 190H261L260 192H261V194H263L262 196L263 197H261V199H262V201H260V198H256V199H254L253 197L252 198H250V195L252 194V193H254V195H255V197L258 195V193H260L259 192ZM18 191V192H17ZM36 191V192H35ZM82 191V192H81ZM132 191V192H131ZM147 191V192H146ZM155 191H156V193H155ZM163 191V192H162ZM167 191V192H166ZM168 191H170V194H169V192ZM175 191V192H174ZM195 191V192H194ZM202 191V192H201ZM212 192V193H210L209 194V196L210 195H212L214 198H215V200L214 201H211V200H213L212 198V196H210V198H209V196H207V194H208V192ZM239 191V192H238ZM251 191H252V193H251ZM254 191H256V192H254ZM32 192V193H31ZM39 192V193H38ZM47 192V193H46ZM85 192H86V194H85ZM92 192L94 193V194H92ZM135 192V193H134ZM172 192V193H171ZM174 192V193H173ZM177 192V193H176ZM203 193L202 195H203V197H202V195H201V193ZM217 192V193H216ZM229 192V193H228ZM7 193H9V194H7ZM22 193H23V195H22ZM29 193V194H28ZM49 193V194H48ZM112 193V194H111ZM128 193H130V194H128ZM146 193V194H145ZM148 193V194H147ZM152 193H153V195H152ZM216 193V194H215ZM223 193V194H222ZM241 193V194H240ZM31 195L30 197L28 196V195ZM33 194V195H32ZM111 194V195H110ZM140 194V195H139ZM152 196H154V197H152L151 198V195ZM176 194V195H175ZM197 194L198 195H200L199 197H200V199H199V201L201 200V202H198L197 200H198V196H197ZM222 194V195H221ZM230 194V195H229ZM237 194H239V195H237ZM2 195H3V197H2ZM38 197H37V196ZM84 195V196H83ZM149 195V196H148ZM190 195V196H189ZM215 195L217 196V197H215ZM228 196V198H229V200H230V208H229V206H228V204H226V203H229V200L227 199V197L226 196ZM241 195V196H240ZM5 196V197H4ZM9 196V197H8ZM137 196V197H136ZM161 198H160V197ZM165 196H167V198L165 197ZM173 196V197H172ZM184 196V197H183ZM228 200H226L224 197ZM252 196V195H251ZM258 196H260V194L258 195ZM257 196V197H258ZM26 197H28V198H26ZM64 197V198H63ZM73 197V198H72ZM119 197V198H118ZM156 197H157V199H156ZM204 197H206V198H204ZM5 198H6V200H5ZM21 198V199H20ZM25 198V199H24ZM155 198V199H154ZM181 198V199H180ZM191 198V199H190ZM207 198H209V199H211V200H208ZM216 198H218V199H216ZM231 198V199H230ZM9 199V201H7ZM16 199V200H15ZM39 200V201H36V200ZM126 199V200H125ZM169 199V200H168ZM176 200V201H174V200ZM177 199H179V200H177ZM183 199V200H182ZM204 199L205 200H208L207 202L206 201H204ZM222 199V200H221ZM225 199V200H224ZM246 199V198H245ZM12 200V201H11ZM31 200V201H30ZM56 200V201H55ZM70 202V205H69V202ZM75 200V201H74ZM135 200V201H134ZM137 200V201H136ZM140 200H141V202H140ZM157 200V201H156ZM165 200V201H164ZM166 200H167V204L165 203L166 202ZM171 200V201H170ZM232 200V201H231ZM235 200V201H234ZM251 200V201H250ZM259 200V201H258ZM27 201V202H26ZM49 201V202H48ZM132 201V202H131ZM143 201V202H142ZM160 201V202H159ZM180 201V202H179ZM182 201V202H181ZM183 201H185L186 202V205H184V208L186 209H184V208H182L181 206H183L181 203H183V204H185V202H183ZM209 201H211V203H210V206H208L209 204H207V203H209ZM218 202L219 201V203H218V205H219V207H220V205L222 204V207H218V206H215V202ZM243 201V200H242ZM248 201H247V203H248ZM6 202V203H5ZM10 202V203H9ZM23 203V204H21V203ZM35 202V203H34ZM43 202V203H42ZM135 204H134V203ZM140 202V203H139ZM149 202H150V205H149ZM163 202V203H162ZM170 202V205L168 204ZM177 202H179L178 203V205L179 204H181V205H177ZM188 202H190V203H188ZM241 202V201H240ZM243 202H246V201H243ZM255 203V205L257 206V208L255 207V205H254V203ZM17 203V204H16ZM29 203V204H28ZM67 203V204H66ZM128 203H131V204H128ZM133 203V204H132ZM137 203V204H136ZM144 203V205H141V204H143ZM165 203V204H164ZM175 203V204H174ZM53 204H55V205H53ZM62 204V205H61ZM75 204V205H74ZM79 204V205H78ZM152 204V205H151ZM188 204H189V206H188ZM201 204V205H200ZM203 204V205H202ZM214 205V206H212V205ZM224 204V205H223ZM239 204V203H238ZM260 204V205H259ZM77 205H78V207H77ZM81 205V206H80ZM132 205H134V206H132ZM137 206V208H136V210H134L135 209V207ZM160 205H161V207H160ZM167 205V206H166ZM176 205H177V207H176ZM191 205V206H190ZM193 205V206H192ZM195 205V206H194ZM198 205H200L201 206V208H202V210L204 211V213H207L208 215H209V213H210V217L208 216V215H206V214H204L203 212H199V210L197 209V208H199L200 206H198ZM233 205V206H232ZM241 205V204H240ZM239 205V206H240ZM5 206V207H4ZM38 208H37V207ZM53 206H54V208H53ZM87 206V207H86ZM128 206H130L131 207V209H130V207L128 208ZM188 206V207H187ZM227 206H228V208H227ZM249 206H248V208H249ZM259 206V207H258ZM16 207V208H15ZM75 207V208H74ZM83 207L85 208V209H83ZM92 207V208H91ZM163 207V208H162ZM165 207V208H164ZM170 207V209H169V211L167 210V208H169ZM173 207V208H172ZM180 207V208H179ZM195 207V208H194ZM205 207V208H204ZM207 207V208H206ZM215 207H216V209H215ZM233 207V208H232ZM242 208L244 207V205L243 206H241ZM6 208V209H5ZM43 208V209H42ZM72 208V209H71ZM88 208H89V210H88ZM118 208V209H117ZM149 208H151V209H149ZM158 208L160 209V210H158ZM189 208H190V210H189ZM193 208V209H192ZM210 208H212V209H210ZM217 208H219V209H217ZM221 208H223L224 210L225 209H228V210H225V212L226 211H230L229 213L231 214L232 213V215H231V217H232V219H233V211H234V215H235V217H234V219H233V221L231 220V218H230V221H229V223H227V221L225 220V219H222L219 215H222L221 213H219L217 210H220ZM238 210V211H236V209ZM245 208V207H244ZM259 208H260V210H259ZM39 209V210H38ZM56 209V210H55ZM61 209V210H60ZM133 209V210H132ZM194 210L195 211V213L197 212V214L198 213H200V215L198 216L197 214L195 215L194 214V211H193V215L191 214L192 213V210ZM230 209V210H229ZM255 209V210H254ZM257 209V210H256ZM8 210V211H7ZM34 210V211H33ZM38 210V211H37ZM121 210V211H120ZM131 210V211H130ZM173 210V211H172ZM176 210H177V212H176ZM201 209H200V211H202ZM207 210V211H206ZM2 211V212H1ZM5 211V213H3ZM7 211V212H6ZM27 211V212H26ZM28 211H29V216H28ZM50 211V212H49ZM152 211H153V213H152ZM163 211H165V212H163ZM167 211V212H166ZM180 211V212H179ZM185 211H186V213H185ZM212 211H215V212H212ZM236 211V212H235ZM257 211H258V213H257ZM262 211V212H261ZM9 212V213H8ZM97 212V213H96ZM101 212V213H100ZM107 212V213H106ZM110 212H112L111 214H110ZM153 214H151V213ZM163 212V213H162ZM218 214H217V213ZM66 213H68V214H66ZM104 213V214H103ZM119 213V214H118ZM150 213V215H147V214H149ZM155 213H157V215L158 214H160V215H154ZM182 215H181V214ZM183 213H184V215H183ZM59 214H60V216H59ZM84 214V215H83ZM123 214V215H122ZM145 214V215H144ZM163 214V215H162ZM204 214V215H203ZM229 214V215H230ZM237 214H239V215H237ZM249 214V215H248ZM259 214V215H258ZM70 217H69V216ZM102 215H104V216H102ZM106 215V216H105ZM115 215V216H114ZM119 215V216H118ZM181 215V216H180ZM186 215H188V216H186ZM202 215V217H200ZM213 215V216H212ZM229 215H226L225 214V216H227V217H229ZM237 215V216H236ZM263 215V216H262ZM24 216V217H23ZM53 216V217H52ZM57 216V217H56ZM109 216V217H108ZM147 216V217H146ZM151 216V218L150 219H148V217H150ZM163 217V218H161V217ZM174 216L176 217V220H175V218H174ZM183 216V217H182ZM185 216V217H184ZM196 216V217H195ZM205 216L207 217H209V218H211V216H212V218L214 217L215 219H216V221H217V219L220 221H223L224 222V224H227V226H226V228H225V225H223V223L221 222V223H219L218 221V223L220 224V225H215V224H209L210 223V221H213V219H211V220H207V219H209V218H205ZM216 216V217H215ZM254 216V217H253ZM260 216H262V217H260ZM9 217V218H8ZM79 217V218H78ZM85 217V218H84ZM118 217V218H117ZM155 217V218H154ZM160 217V218H159ZM178 217V218H177ZM194 217V218H193ZM203 217H204V219H203ZM226 217V218H227ZM240 217V218H241ZM249 217V218H248ZM42 218V219H41ZM100 218V219H99ZM105 218V219H104ZM110 218V219H109ZM116 219V221H118L119 220V222L117 223L116 221H115V219ZM125 218H126V220H125ZM165 218V219H164ZM185 218V219H184ZM188 220H187V219ZM189 218H192V219H189ZM196 218H197V220H196ZM202 218V219H201ZM261 218H262V221H261ZM6 219V220H5ZM27 219V220H26ZM37 219V220H36ZM73 219V220H72ZM138 219V220H137ZM174 219V221H172V220ZM194 219V220H193ZM238 219V218H237ZM19 222H18V221ZM52 220H54V221H52ZM91 220V221H90ZM99 220H101L100 222H101V225L100 224H98V223H100L99 222ZM152 220V221H151ZM160 220V221H159ZM166 220V221H165ZM170 220H171V225H170ZM177 220H180V221H182V222H180V221H178V224L180 223V226L176 223L177 222ZM184 220V221H183ZM192 220V221H191ZM201 220V221H200ZM228 220V219H227ZM249 220V221H248ZM257 220V221H256ZM261 222H260V221ZM10 222L9 224H8V222ZM60 221H62V223L60 222ZM81 221V222H80ZM115 223H114V222ZM151 221V222H150ZM169 221V222H168ZM176 221V222H175ZM187 221V222H186ZM193 221L194 222H197V223H193ZM204 221V222H203ZM3 222V223H2ZM35 222V223H34ZM77 222H79V224H77ZM98 222V223H97ZM133 222V223H132ZM152 222H153V224H152ZM209 222V223H208ZM239 222H241L240 224H238ZM252 222V223H251ZM38 223H39V225H38ZM46 223V224H45ZM58 223V224H57ZM85 224L84 226L83 225H81V224ZM150 223V224H149ZM159 223V224H158ZM174 223V224H173ZM22 224V225H21ZM30 224V225H29ZM54 224V225H53ZM56 224V225H55ZM105 224L107 225V226H109V227H107V226H105ZM118 224V225H117ZM143 225V227H142V225ZM165 224V225H164ZM183 224H186V226L185 225H183ZM194 225L195 224V227H193L192 225ZM199 224H201V225H199ZM203 224V225H202ZM206 224V225H205ZM229 224V225H228ZM248 224H250V225H248ZM254 224V225H253ZM257 224V225H256ZM67 225V226H66ZM81 225V226H80ZM150 225V226H149ZM153 225L155 226V228L153 227ZM162 225H163V227H162ZM167 225V226H166ZM176 225V226H175ZM177 225L179 226V228H182V226H183V232H180L179 230V228L177 227ZM182 225V226H181ZM198 226V228H200L201 229V233H203L204 232V234L203 235H205V234H207V236L205 235L204 237H202L201 238V234H199L198 232H200L198 229V232H197V230L195 231V232H197L198 234H199V236H200V238L199 237H196L197 238V241L195 240V238H193V237H190V235L191 234H193V235H196L195 233H193L194 232V228H197V226ZM208 225V226H207ZM231 225V226H230ZM64 226H66V227H64ZM88 226V227H87ZM101 226H103L102 228H101ZM111 226V227H110ZM122 227V228H120V227ZM138 226V227H137ZM175 226V227H174ZM185 226V227H184ZM190 226V227H189ZM203 226H205L204 227V231L202 230V228L201 227H203ZM210 226H212L213 227V229H212V231L209 229L208 231L206 230V228L207 227H210ZM215 226V227H214ZM218 226V227H217ZM243 226V225H242ZM241 226V227H242ZM3 227V228H2ZM24 227V228H23ZM27 227V228H26ZM44 227V228H43ZM55 227H56V229H55ZM57 227H59V229L57 228ZM106 229H105V228ZM129 227V228H128ZM135 227V228H134ZM164 227H165V229H164ZM172 227V228H171ZM191 227H192V229H191ZM212 227H210V228H212ZM221 229H220V228ZM42 228V229H41ZM80 228V229H79ZM95 228H97V229H95ZM112 228V229H111ZM119 228V229H118ZM126 229V230H124V229ZM143 228V229H142ZM144 228H146V229H144ZM149 228L152 230L151 231V233H150V231H149ZM169 228L170 229H172V230H169ZM176 228H178V229H176ZM185 228V229H184ZM187 228H189V230L187 229ZM229 230H228V229ZM255 228L254 229H252V230H249L250 232L252 231V233H253V235L254 236H251V234L252 233H250L249 231L247 232L245 229L246 228H244V231L247 233V234H245L244 233V235L242 236L241 235V233L243 234V231L242 232H240L241 231V229L238 231V229H236L235 230V232L236 231H238L240 234H238L237 235V233H235L236 235H234V236H236V237H238L239 235L241 236V238H244V240L243 239H241V238H236L235 239V237L234 236H232L231 235V237L229 236L227 239H229V238H234L233 240H238V241H236L237 243L238 242H240L242 245H245L246 244V242L247 243H251L252 241L253 242H255V241H257V242H255L256 243V246L257 245H259L258 243L260 242V241H262V240H260L261 238H263L264 237V228L262 229V227L260 228V227H257V231L255 230ZM7 229V230H6ZM28 231H26V230ZM88 229V230H87ZM90 229H91V231H90ZM104 229V230H103ZM131 229V231L129 232V230ZM133 229V230H132ZM141 229V230H140ZM157 229H162L161 230V232H159V230H157ZM187 229V230H186ZM48 230V231H47ZM97 230H99V233L97 232ZM111 231V233H112V235L110 234V231ZM112 230H115V231H117V232H115V233H118V234H120L121 236L122 235H124V233H123V230L124 231H126L127 233H128V236L125 234L124 235V237H121V238H123L122 240L125 242V244H124V242H123V244H124V246H122V245H120L121 243H122V240H121V238H119V240H118V242H117V239H118V236H116V235H114V233L112 232ZM144 230H146V231H144ZM163 230L165 231V232H163ZM166 230H169L168 232H166ZM185 230L187 231V232H185ZM258 230H260V231H258ZM4 231V232H3ZM23 231H26V232H23ZM58 231H59V233H58ZM79 231V232H78ZM101 231V232H100ZM103 231V232H102ZM141 231V232H140ZM148 231H149V233H148ZM154 231V232H153ZM156 231H158L157 232V234H155L156 233ZM171 231V232H170ZM188 231H191V232H188ZM206 231H207V233H206ZM217 231L215 232V234L217 233ZM227 231V232H226ZM51 232V233H50ZM66 232V233H65ZM93 232V233H92ZM122 232V233H121ZM131 232H133V234L131 233ZM146 232V233H145ZM163 232V235L164 236H162V233ZM186 234H185V233ZM229 232V233H230ZM255 232V233H254ZM12 233H13V235H12ZM20 233V234H19ZM28 233H29V235H28ZM50 235H52V236H49V234ZM66 234V236H70L71 235V237L72 238H74V242H77L76 244H73V242L70 244V246H66V247H63V239H64V237H66V236H64V234ZM86 234V236L85 235H83V234ZM101 233H103L102 235H100ZM105 233V234H104ZM167 233V234H166ZM172 233L174 234L173 236H171L172 235ZM190 235H189V234ZM249 233V234H248ZM68 234H70V235H68ZM108 236H107V235ZM117 234V235H118ZM129 234H132V235H130L129 236ZM141 234V235H140ZM143 234V235H142ZM146 234H150L149 236H151L152 234L155 236V237H153V236H151V237H153V238H151V237H149V238H151V239H149L148 238V235H147V241H146ZM159 234V235H158ZM210 234V233H209ZM226 234V235H225ZM231 234V233H230ZM258 234V236H256L255 237V235H257ZM19 235V236H18ZM40 235V236H39ZM61 235V236H60ZM89 235H90V237H89ZM134 235V236H133ZM187 235H189V236H187ZM192 235V236H193ZM224 235V236H223ZM229 235V234H228ZM13 236V237H12ZM29 236V237H28ZM104 238H103V237ZM107 236V237H106ZM126 236V237H125ZM137 236V237H136ZM158 236H161V237H159V238H163L165 241H167L168 240V242H173L174 243V241L176 240V242L177 243H179L180 244V246H179V249H178V251L176 250V248L175 247H172V246H174V245H172V244H169L168 242H167V244L170 246V248H169V246H165V244H163L164 243V240L163 239H161L162 240V242H160L161 240H159L158 239V241H159V243H158V241H156L155 240V238L156 237H158ZM167 236V237H166ZM197 236V235H196ZM209 236V237H208ZM217 236V235H216ZM220 236H218V238L220 237ZM10 239H9V238ZM71 237H67V238H71ZM100 237L102 238V239H100ZM109 237H111V238H109ZM114 237V238H113ZM116 237H117V239H116ZM133 237V238H132ZM144 237H145V239H144ZM166 237V238H165ZM187 237H189V238H187ZM195 237V236H194ZM206 237H208L207 239H206ZM249 237V238H248ZM252 237H254L253 239H252ZM33 238V239H32ZM58 238V239H57ZM71 238V239H72ZM90 238L92 239V240H90ZM136 238V239H135ZM144 239V241L146 242H142V241H139V240H141V239ZM169 238H171L172 240L170 241V239ZM174 238H175V240H174ZM177 238V239H176ZM205 238V239H204ZM13 239V240H12ZM27 239V240H26ZM100 239V240H99ZM114 239H116V241L114 240ZM127 239V240H126ZM134 239V241H132ZM138 239V240H137ZM153 239L155 240V243L157 244V245H155V243H153L154 241H153ZM167 239V240H166ZM180 239V240H179ZM188 239H190L189 240V242H188ZM194 239V240H193ZM201 239H202V241H201ZM241 239V240H240ZM249 239V240H248ZM250 239H252L251 241H250ZM5 240V241H4ZM55 240V241H54ZM60 240V241H59ZM63 240V241H62ZM78 240V241H77ZM83 240H85V242L83 241ZM112 240V241H111ZM120 240H121V243H120ZM130 240V241H129ZM174 240V241H173ZM225 240V241H224ZM248 240V241H247ZM15 241V242H14ZM58 241V242H57ZM132 241V242H131ZM137 241V242H136ZM149 241V242H148ZM195 242V244H198V245H203V241H206L207 243H208V246L205 248L204 246H200V248L202 247V252H200L201 251V249H195L194 250V248L196 247V246H198V245H195V246H191L190 244H192V242ZM259 241V242H258ZM11 242V243H10ZM20 242V243H19ZM54 242V243H53ZM93 242H94V244H93ZM102 243L101 245H99L98 243ZM112 242H114V243H118L119 245L118 246H116V244L112 247V246H109L110 245V243H111V245H113L114 243H112ZM134 242H136V243H134ZM138 242H140V243H138ZM196 242H198V243H196ZM201 242V243H200ZM205 242V243H206ZM263 242V241H262ZM26 243V244H25ZM37 243H38V246H40L41 245V247H42V250H45V249H47L48 250V248H46V247H48L49 245V247H52L51 245L53 244L54 246H55V244H57V249L56 248H54V250H55V252H54V250H53V248L51 249V251L52 252H50V253H48V254H50L49 255V257H48V259H47V257H46V259H42L41 257H44V256H46V254L43 256V254H41L42 253V250H41V247H38L37 246ZM59 243H60V245H59ZM79 243V244H78ZM130 243V244H129ZM138 243V245H136ZM206 243V244H207ZM217 243H218V241H217ZM27 244H29V245H27ZM40 244V245H39ZM47 244H49L48 246H47ZM75 245L74 247L73 246H71V245ZM78 244V245H77ZM84 244V245H83ZM104 244V245H103ZM106 244V245H105ZM128 244L129 245H131V247L130 246H128ZM142 246H141V245ZM146 244V247L145 248H148L147 250H149V252L148 251H144V252H146V253H144V252H142V254H141V251H143V248H144V245ZM149 246H148V245ZM184 245L183 247V250H182V254L180 253V247L182 248V246L181 245ZM194 244V243H193ZM216 244V243H215ZM260 244H261V242H260ZM263 245H264V242L262 243ZM4 245V246H3ZM35 245H36V247H38V249H39V251H38V249L35 247ZM43 245V246H42ZM46 245V246H45ZM58 245H59V247H58ZM95 246V247H92L91 248V246ZM100 246V249L101 248H103L100 252L98 251L97 252V248ZM162 245V246H161ZM178 245V244H177ZM187 245V246H186ZM227 245V246H226ZM237 245H239L240 246V244L238 243ZM11 248H10V247ZM21 246H23L22 248H21ZM26 248H25V247ZM30 247V249H29V247ZM32 246H34L35 247V250H33V247ZM53 246V247H54ZM62 246V247H61ZM82 246V247H81ZM98 246V247H97ZM106 246L108 247V248H110L112 251H113V253H111L112 251L111 250H109V249H105L106 248ZM127 246V247H126ZM136 246V247H135ZM137 246H138V248H137ZM148 246V247H147ZM154 246H155V248H154ZM164 246V247H163ZM219 246V247H220ZM238 246V247H239ZM4 247H6V248H4ZM10 249H9V248ZM70 247V248H69ZM124 247V248H123ZM140 247L142 248V250L140 249ZM158 247V248H157ZM168 247V248H167ZM172 247V248H171ZM204 247V248H203ZM260 247L262 248V249H257V251L255 250L254 252H258V254H259V252L261 253L262 251H264V247H262L261 245H260ZM13 248V249H12ZM59 248V249H58ZM67 251H69V252H66V250ZM82 248V249H81ZM94 248V249H93ZM112 248H115L114 250L112 249ZM118 248V249H117ZM125 248H128L129 250L127 251V249H125ZM133 248V249H132ZM152 248V249H151ZM165 248H167V249H165ZM192 248H193V250L194 251H196V254H201V255H199V256H197L196 254H194L195 252L192 250ZM12 249V250H11ZM61 249V250H60ZM77 251H75V250ZM80 249V250H79ZM99 249V248H98ZM133 251H132V250ZM139 249V250H138ZM158 249V250H157ZM165 249V250H164ZM184 249H185V252H184ZM187 249V250H186ZM216 249V248H215ZM5 250V251H4ZM79 250V251H78ZM104 250H108L107 252L106 251H104ZM131 250V251H130ZM144 250H146V249H144ZM154 252H156V253H152L153 251ZM156 250V251H155ZM175 250V251H174ZM198 250H200L199 252H198ZM259 250V251H258ZM9 251V252H8ZM46 251V250H45ZM45 251H43L44 253H45ZM75 251V252H74ZM84 251V252H83ZM88 251V252H87ZM104 251V252H103ZM116 251V252H115ZM120 251H121V253H120ZM125 251H127L126 253H129V251H130V253L128 254V256H129V258H127V254L125 255ZM161 251V252H160ZM173 251V252H172ZM191 251H192V253H191ZM66 252V255L65 254H63V253H65ZM72 252V253H71ZM83 252V253H82ZM102 252L103 253H105V254H103L104 256H107V257H105V258H103V255L101 256V255H99V253H101L102 254ZM124 254H123V253ZM153 255H156L157 257H162L163 256V258H157V260L158 261H155L156 259H154V258H156V256H153V258H152V254ZM165 252V253H164ZM175 252H177L176 254H175ZM180 254H179V253ZM206 252V254L207 253H209V251H205ZM217 252V253H216ZM240 252V253H239ZM243 254H242V253ZM4 253H5V256H3L4 255ZM7 253V254H6ZM32 253H34V255L32 254ZM46 253H47V251H46ZM52 253H54V254H52ZM60 254V253H62L61 254V256L60 255H58V254ZM67 253H69V254H71V256L69 255V254H67ZM75 253L77 254L78 253V255H75ZM118 253V254H117ZM148 253H150V255L148 254ZM172 253V254H171ZM232 253V254H231ZM248 253H250V255H248ZM3 254V255H2ZM10 254V255H9ZM19 254H20V256L22 257H19ZM32 254V255H31ZM96 254H97V256H96ZM114 254V255H113ZM116 254H117V256H116ZM119 254H121V255H119ZM158 254H160V255H162V256H160V255H158ZM173 254H175V255H173ZM191 254V255H190ZM192 254H194V255H192ZM202 254H204V255H202ZM220 254V255H219ZM234 254H235V256H234ZM245 254H247V256L245 255ZM261 254H263V252L261 253ZM261 254H259V257H263V255H261ZM80 255H82V257L81 258H79L80 257ZM124 256V257H126V258H124V257H121V256ZM142 255H144V256H142ZM179 255H180V258H179ZM187 257H186V256ZM261 255V256H260ZM13 256V257H12ZM34 256V257H33ZM79 256V257H78ZM118 256H120V258L118 257ZM165 256V257H164ZM178 256V259L176 260V257ZM218 256V257H217ZM36 257V258H35ZM59 257H61V259L59 258ZM64 257H66V259H63ZM73 257V258H72ZM75 257H76V259H75ZM84 257V260L82 259ZM100 258L101 259V261L102 262H98L99 260H97V258ZM115 257H117V259L115 258ZM141 257V258H140ZM142 257H143V260H142ZM173 257H175V260H174V258ZM189 257V258H188ZM191 257V258H190ZM237 257V258H236ZM239 257H241V259L239 258ZM5 260V261H3L2 262V260L3 259ZM7 258V259H6ZM16 258V259H15ZM19 258H21V259H19ZM28 258H29V260H28ZM58 258V259H57ZM78 258V259H77ZM95 258H96V260H95ZM112 258V259H111ZM133 258V259H132ZM171 258H173L172 259V262H170L171 260ZM187 258V259H186ZM207 258V259H206ZM224 258V259H223ZM239 258V259H238ZM243 258V259H242ZM244 258H245V260H244ZM2 259V260H1ZM10 259V260H9ZM15 259V260H14ZM26 259V260H25ZM31 259H33V260H31ZM70 259V261H69V263H68V260ZM71 259H72V262H71ZM120 259V260H119ZM128 259H132V260H134V261H129ZM151 259V260H150ZM160 259V260H159ZM170 260L168 263H165L164 261L165 260ZM189 259V260H188ZM191 259V260H190ZM193 259V260H192ZM198 259V260H197ZM206 259V260H205ZM217 259V260H216ZM228 260V261H226V260ZM234 259V260H235ZM49 260V261H48ZM61 260V261H60ZM65 260V261H64ZM73 260H75L74 262H73ZM78 260V263L76 262ZM111 260V261H110ZM112 260H114L113 262H112ZM125 260V261H124ZM128 260V261H127ZM164 260V261H163ZM167 260V261H168ZM202 260V261H201ZM233 260V259H232ZM13 261V262H12ZM18 261H20V263L18 262ZM23 261V262H22ZM55 261V262H54ZM80 261H81V263H80ZM154 261H155V263H154ZM162 261V262H161ZM166 261V262H167ZM173 261H175V263L173 262ZM204 261H206V262H204ZM211 262V263H214V264H216L215 262ZM237 261H239V262H237ZM34 262V263H33ZM76 262V263H75ZM127 262V263H126ZM182 262V261H181ZM204 262V263H203ZM107 262L105 263V264H108ZM193 263V264H194ZM146 264V263H145ZM184 264V263H183Z\"/></svg>", "mask_w": 264, "mask_h": 264}, {"label": "bare ground", "instance_id": "2", "mask_svg": "<svg viewBox=\"0 0 264 264\" xmlns=\"http://www.w3.org/2000/svg\"><path fill=\"white\" fill-rule=\"evenodd\" d=\"M5 1V0H4ZM4 1H2V2H4ZM141 1V0H140ZM159 1V2H158ZM178 0H150L147 4H146V9L141 5V3L138 1V3L137 4H135V6L133 7V10H135V8H138V7H140L142 10H139V11H143V13L145 14V15H147V17H145V15H142V12H141V14H140V12L138 11V10H135L134 11V13L136 14V13H139V14H136V15H132L133 17H132V19L131 20H128L127 19V22L125 23L126 25L125 26H127V28H129V27H131V25L133 26V27H131L132 28V30H134V32L133 33H136L135 31H137L138 32V30H140L139 28L141 27V21H143L142 19H144V20H147V22L146 21H143V23L145 22V23H147V27H152V26H156L158 29H156L157 31H158V35L157 36H153V34L152 35H148V36H143V39L138 43V44H135L133 47L131 46L130 48H126V49H121L120 50V48L119 47H115V46H117L115 43L114 44H111V40L110 39H112V37H113V30H114V26H112V23H113V19H111V17L108 19V20H104L105 21V23H104V25H103V23H101L102 24V29H103V26L105 27V29H103V31L102 32H99L100 30L99 29H101V28H99V26L97 25V27L95 26H92L91 27V25L90 26H88V28H87V26H85L86 27V31L85 30H83V29H81V30H83V32L81 31V33L79 34L78 32H75V30L73 29L72 30V32L74 31L75 32V37H71L70 39H68L67 37V39H65V38H63V39H61L62 38V35H60V38H58V39H61L60 41H55V38L57 39V36H55L54 37V34H53V32H51V31H45L44 32V30H43V32H40V31H38V32H36L35 33V35H36V37L35 38H37L38 39V37H40V38H42L41 36H44V37H46L48 40H51L52 39V42L51 41H49V42H51V43H49V44H46V43H42L43 44V46L41 47L40 46V48L38 49L37 48V51H33L35 54L34 55H32L31 54V56H29V54H28V56L29 57H27L26 55V57L27 58H24V55H23V57H22V55H19L17 52H15V51H10V50H5L4 49V51H2V52H0V109H3L4 107H7V106H10V108H11V110H10V113H8V115H10L11 114V116H13L14 118H16V119H20V118H22L24 115H25V112L26 111H30V112H33L35 115L31 118V119H29V120H31V122L32 123H40L42 120H45V122H46V126H45V124L43 125L42 124V126L44 127H46L47 129H46V131H48V129L50 130V132L52 131V132H57L56 130L60 127V126H64L65 124H70V122H69V120L68 119H72L75 123V125L77 126V128L79 129V130H82V129H85V128H87L88 127V125L86 124V123H84V120L85 119H93V118H96V114H103L106 110H108L109 109V107H111L110 109H111V111H112V114L113 115H118V114H120L121 112L123 113V111H125V109H126V107H129V106H126V105H128V104H132V106L134 107H141V106H144V107H142V108H144L145 110H143V111H145V112H142V113H144V114H141V113H137L136 111L139 109V108H137V110L134 112V114L132 113V115H134L133 116V118H134V121H137L138 120V122L137 123H139V121H144V122H147V125H148V122L150 123H153V125H155V126H159V127H161L160 129H162V128H164V130H166L167 131V126H169V125H171V121L170 120H167L166 119V115H168V114H166L167 113V110L165 111L164 109V111L165 112H163V114H162V112H161V116H159L158 115V113H155V110H154V108L152 107L153 106V104L155 105L156 103H158V102H160V103H162L161 105L163 106V104H164V106H165V108H167V105H170L171 104V100L173 99V98H175V97H173V96H175V94L173 95V96H171L169 93H168V91L167 92H164V91H160V92H158V93H156V96L155 97H152V96H154V93H152V96H150L151 98H147V100L144 98L143 99V97H145V96H143L142 97V95L140 94V93H134V92H132L133 94H128V95H130V96H128V97H126L125 98V94L123 95V97L122 98H119V97H117L116 98V94H115V97H113V98H111V96L109 97L108 96V94H107V92H109L108 91V89H107V92H105L106 90H102V91H104L105 92V94L104 93H102V91H101V93H99L98 92V90L102 87V85H104L102 82L103 81H106V80H109V81H111V82H115V78L117 77L118 78V76L119 77H122V76H124V75H126V74H131V77H130V80H128L127 79V76H125L124 78H122V79H120V81H116L115 82V86L114 87H116L115 89H117L118 91L120 90V89H122V88H124V84H126V83H133L132 84V86L134 85V86H140L141 87V84L144 82V80L143 79H141V77L145 74L144 72H145V70H143L142 69V71H144L143 73H142V71H140L139 69L137 70V66L140 64V61L142 60V59H147V62L145 61V63H147L146 65H149V68H150V66L151 67H154V66H156L157 67V64L158 63H166L168 60H169V58L171 59V57L172 58H174V57H176L175 58V60L177 59V63L176 62H174V63H176V64H179V65H184V63H186V57H185V55H186V53H188L189 51H191V52H193V53H195V54H197V55H205L207 52H206V49H207V46H208V44H210L214 39H215V37H218L217 35V31L218 30H216L217 28H220V30L221 29H223V30H221V35H220V37H219V41H220V44H221V46L222 45H224V44H229V43H232L233 41H229V38H228V34H230V33H232V32H237V31H239V30H244V28H243V23H242V21L245 19V18H250V17H254V16H257V17H259V19H260V21H261V23L258 25V26H256V22H253V21H251L250 22V27L253 29V31L252 32H256L257 31V29H258V27H260V28H264V0H212L211 2L212 3H210L209 5H205L203 2H202V4H204V6L203 5H201V4H199V1L198 2H196L195 0H193L192 2H189V0H188V3H187V0H179L178 2H177ZM7 2V1H6ZM90 2V1H89ZM102 2H103V0H102ZM125 2V1H124ZM157 2H158V4H157ZM210 2V1H209ZM208 2V3H209ZM101 3V2H100ZM122 3V2H121ZM126 3V2H125ZM128 3H130V2H128ZM156 3V4H155ZM2 4V3H1ZM3 4H5V2L3 3ZM8 4V3H7ZM78 4V3H77ZM92 4V3H91ZM131 4V3H130ZM142 4H145V3H142ZM74 5V4H73ZM75 5H76V3H75ZM74 5V6H75ZM99 5H102V4H99ZM129 5V4H128ZM2 6V5H1ZM58 6V5H57ZM77 6V5H76ZM94 6V5H93ZM104 7L106 6V5H103ZM126 6V5H125ZM137 6V7H136ZM27 7H29V6H27ZM33 7V6H32ZM38 7V6H37ZM110 7V6H109ZM145 9V10H143V8ZM7 8V7H6ZM30 8V7H29ZM50 8V7H49ZM48 8V9H49ZM58 8H61V7H58ZM74 8H76V7H74ZM85 8V7H84ZM100 8H102V7H100ZM118 8H120V6L118 7ZM117 8V9H118ZM10 9V8H9ZM77 9V8H76ZM95 9H97V8H95ZM104 8H102V10H103ZM107 9V8H106ZM106 9H104V10H106ZM109 9V8H108ZM125 9H127V8H125ZM234 9V10H233ZM50 10H51V8H50ZM86 11H87V9H85ZM99 10V9H98ZM98 10H95V11H98ZM132 10V11H133ZM9 11V10H8ZM49 11V10H48ZM56 11V10H55ZM109 11V10H108ZM114 11V10H113ZM116 11V10H115ZM126 11V10H125ZM125 11L123 12V13H125ZM130 11V10H129ZM128 11V12H129ZM138 11V12H137ZM146 11V12H145ZM5 12V11H4ZM91 12V11H90ZM127 12V11H126ZM131 12V11H130ZM2 13V12H1ZM49 13V12H48ZM55 13H57V14H59V11L58 12H55ZM61 13V12H60ZM93 13V12H92ZM99 13V12H98ZM104 13H105V11H104ZM110 13H112V12H110ZM119 13H120V11H119ZM118 13V14H119ZM148 13H149V15H148ZM51 14V13H50ZM88 14V13H87ZM102 14H103V12H102ZM129 14V13H128ZM8 15H10V14H8ZM56 15V14H55ZM85 15V14H84ZM83 15V16H84ZM96 15V14H95ZM95 15H94V17H95ZM100 15V14H99ZM105 15V14H104ZM124 15V14H123ZM122 15V16H123ZM139 15V16H138ZM142 17H141V16ZM3 16V15H2ZM5 16V15H4ZM54 16V15H53ZM58 16V15H57ZM61 16H62V14H61ZM101 16V15H100ZM107 16V15H106ZM118 16V15H117ZM119 16H121V15H119ZM10 17V16H9ZM50 17H51V15H50ZM56 17V16H55ZM87 17V16H86ZM91 17V16H90ZM89 17V18H90ZM92 17H93V15H92ZM91 17V18H92ZM103 17V16H102ZM113 17V16H112ZM114 17H115V15H114ZM128 17V16H127ZM97 18H99V17H97ZM124 18V17H123ZM129 18V17H128ZM141 18V19H140ZM256 18V17H255ZM16 19V18H15ZM51 19H53V18H51ZM56 19H58V18H56ZM101 19V18H100ZM106 19H107V17H106ZM126 19V18H125ZM130 19V18H129ZM4 20V19H3ZM6 20H7V18H6ZM19 20V19H18ZM23 20V19H22ZM89 20V19H88ZM91 21L93 20V19H90ZM95 21H97V23L100 25V22H98V20H96V19H94ZM112 20V21H111ZM141 20V21H140ZM235 20V21H234ZM246 20V19H245ZM253 20V19H252ZM255 20V19H254ZM1 21V20H0ZM58 21V20H57ZM77 21V20H76ZM85 21H86V19H85ZM100 21V20H99ZM102 21V20H101ZM103 21V22H104ZM232 21V22H231ZM247 21V20H246ZM248 21H249V19H248ZM13 22V21H12ZM23 22V21H22ZM21 22V23H22ZM74 22V21H73ZM115 22V21H114ZM17 23V22H16ZM15 23V24H16ZM24 23V22H23ZM38 23V22H37ZM50 24H51V22H49ZM57 23V22H56ZM87 23H90L91 24V22L89 21V22H87ZM92 23H95V22H93L92 21ZM124 23V22H123ZM142 23V24H143ZM9 24V23H8ZM58 24V23H57ZM114 24V23H113ZM247 24V25H248ZM2 25H3V23H2ZM11 25V24H10ZM17 25V24H16ZM15 25V26H16ZM35 25L36 26H39V28H40V24L39 25H37L36 23H35ZM52 25V24H51ZM50 25V26H51ZM85 25V24H84ZM89 25V24H88ZM94 25H96V24H94ZM149 25V26H148ZM247 25H246V28H247ZM42 26V25H41ZM44 26V25H43ZM45 26H47V24H45ZM101 26V25H100ZM119 26H122V23H121V25H119V23H118V27ZM129 26V27H128ZM140 26V27H139ZM1 27V26H0ZM14 27V26H13ZM17 27H19V29L21 28L20 27V25H18ZM48 27V26H47ZM75 27V26H74ZM91 27V29L93 28V30L92 31H90L91 29H89ZM112 27H113V29H112ZM155 27V28H156ZM250 27H249V29H250ZM34 28V27H33ZM38 28V27H37ZM49 28V27H48ZM52 28V27H51ZM72 28H73V26H72ZM78 28H81V27H79L78 26ZM77 28V29H78ZM123 28V27H122ZM126 28V27H125ZM5 29V28H4ZM11 29H13L12 31L14 32V29H15V27L14 28H12V26H11ZM53 29V28H52ZM71 29V28H70ZM88 29H89V31H88ZM115 29H117V28H115ZM21 30V29H20ZM37 30V29H36ZM39 30V29H38ZM64 30V29H63ZM62 30V31H63ZM254 30H256V31H254ZM7 31H9V30H7ZM30 31V30H29ZM61 31V30H60ZM65 31H66V29H65ZM117 31H118V29H117ZM121 31V30H120ZM126 31H128V30H126ZM125 31V32H126ZM142 30H140L139 32H141ZM224 31V32H223ZM246 31V30H245ZM248 31V30H247ZM260 31H261V29H260ZM0 32H3V31H0ZM16 32H17V30H16ZM15 32V33H16ZM40 32V33H39ZM56 32V31H55ZM115 32V31H114ZM124 33V29H123V31H121L119 34H123ZM138 32V33H139ZM240 32V31H239ZM259 32V31H258ZM5 33V32H4ZM9 33V32H8ZM7 33V34H8ZM17 33H19V31L17 32ZM17 33H16V35H17ZM28 33L29 32H26V34H27V36H28ZM58 33V32H57ZM62 33V32H61ZM69 33H71V32H69ZM68 33V34H69ZM102 33V34H101ZM126 33H128V32H126ZM137 33V34H138ZM142 33V35L145 33H143V32H141ZM260 33V32H259ZM21 34V33H20ZM30 34V33H29ZM79 34V35H78ZM102 36H101V35ZM131 34H132V32H131ZM136 34V35H137ZM149 34V33H148ZM233 34V33H232ZM237 34H238V32H237ZM4 35H6V34H4ZM16 35H14V36H16ZM32 35H34V34H32ZM31 35V36H32ZM56 35V34H55ZM64 35H65V33H64ZM114 35H116V34H114ZM123 35H125V34H123ZM122 35V36H123ZM140 35V34H139ZM139 35H137V37L139 36ZM142 35L140 36V37H142ZM144 35H147V32L144 34ZM184 35H186L187 36V38H185V39H183V37L182 36H184ZM2 36V35H1ZM23 35H18V37H22ZM59 36V35H58ZM73 36V35H72ZM119 36V38L120 37H122V36H120V35H116V37H118ZM135 36V35H134ZM230 36H232V35H230ZM229 36V37H230ZM234 36V35H233ZM5 37V36H4ZM4 37H1V38H4ZM17 37V38H18ZM248 37V36H247ZM247 37L246 38H243L242 39V41H241V47H246V46H252L253 45V48L256 46L259 50H258V52H260V53H264V35H263V37H261V38H257V37H259V36H257V37H252V38H248L247 39ZM39 38V39H40ZM54 38V39H53ZM131 38V37H130ZM5 39V38H4ZM9 40H10V38H8ZM24 39V38H23ZM28 39H29V37H28ZM43 39V38H42ZM115 39H117V38H115ZM180 39L182 40H184L185 41V45H184V43H183V40L182 41H180ZM14 40H15V37H14ZM44 40H45V38H44ZM2 41H3V39H2ZM2 41H0V45H2L3 43H2ZM5 41H7V39L5 40ZM20 41H21V39H20ZM24 41V40H23ZM33 41H35V40H33ZM36 42V41H35ZM42 42V41H41ZM134 42V41H133ZM179 42H182L183 44L181 45ZM216 42V41H215ZM214 42V43H215ZM237 42V41H236ZM16 43H17V40H16ZM16 43H14L13 45H16ZM24 43H25V41H24ZM29 43H33L31 40L29 41ZM39 43V42H38ZM18 44H20L19 42H18ZM18 44L16 45V47L18 46ZM22 44H23V42H22ZM36 44V43H35ZM8 44L6 43V45L5 46H7ZM33 45H34V43H33ZM104 45H105V47H109V46H112V45H115L114 47L116 48V51H114L113 52V50H112V52H109V54L111 53H113L114 54V56H115V58L114 59H111L110 60V57H112L111 56V54H110V57H109V60L108 59H106L105 61H103L102 59H101V61L102 62H100V63H97V64H94V62H93V66L91 65V66H88L89 65V63H88V65L86 64V62H88V61H90V60H94V61H97V59L99 60V58H103L104 56L103 55H105L106 54V52L108 51L105 47H104ZM230 45V44H229ZM9 47H10V43H9V45H8ZM6 47L7 49L9 48V47ZM225 46V45H224ZM232 46V45H231ZM3 47V46H2ZM1 47V48H2ZM21 47H22V45H21ZM126 47H128V46H126ZM255 47V48H256ZM5 48V47H4ZM11 48H13L12 46L9 48V49H11ZM19 48H20V46H19ZM110 48V47H109ZM112 48V47H111ZM117 48H119L118 50H117ZM124 48V47H123ZM3 49V48H2ZM14 49H16L15 47H14ZM18 49V48H17ZM188 49H189V51H188ZM33 50H35V49H33ZM110 50V49H109ZM211 50V49H210ZM256 50V49H255ZM1 51V50H0ZM188 51V52H187ZM212 52V51H211ZM233 53V52H232ZM189 54V53H188ZM220 54V53H219ZM225 55H226V53H224ZM230 54V53H229ZM233 54H236L237 55V53H233ZM258 53H256L255 55L256 56H253L252 57V60H251V62L249 61V63H248V65L246 64V63H244V64H241L242 63V59L240 60V58H239V60H238V62L240 63V65H237L238 67H239V70H240V72L242 73V70H244V69H246V68H248V66L252 69V71L250 70V68H248L247 70H244L243 72H249V73H251V74H249L248 75V77H250V78H256V77H262L261 75L263 74V71L261 70V71H259V70H257L258 69V67H259V65H261L260 63H261V57H263L264 58V56H262V55H257ZM108 55V54H107ZM225 55L222 57L224 60L222 61V62H225ZM109 56V55H108ZM113 56V57H114ZM219 56V55H218ZM228 56H231V55H227V61H226V63H228V59H230V57L228 58ZM233 57H234V55H232ZM231 56V57H232ZM239 56V55H238ZM132 58L133 60H134V62L133 63H131V64H127L126 62H127V58ZM212 58H215L216 56H215V54H213L212 56H211ZM232 57V58H233ZM79 58H83L84 60L83 61H79L78 62V59ZM209 58V57H208ZM212 58H211V60H212ZM218 58V57H217ZM235 58L236 59H238V57L237 56H235ZM75 59H76V62H75ZM216 59V58H215ZM214 59V60H215ZM220 59V58H219ZM218 59V60H219ZM248 59V58H247ZM172 60V59H171ZM174 60V61H175ZM207 60H210V59H207ZM222 60V59H221ZM229 61H235V59L234 60H229ZM237 61V60H236ZM236 61L234 62V64L236 63ZM246 61V60H245ZM35 62H38V63H35ZM263 62V61H262ZM36 65H35V64ZM142 63V62H141ZM144 63V64H145ZM163 64L161 67H159L158 69H156L157 70V72H156V75H154L155 77H156V79L158 80H160V78H163V77H166L167 75H169L168 77H170L171 75L173 76V66L174 65H176V64H174L173 62V64L171 65V62L169 63V64ZM27 64H34V66H36V67H34L33 69H31V68H26L25 69V65H27ZM143 64V63H142ZM142 64H140V65H142ZM143 64V65H144ZM198 64V63H197ZM230 64V63H229ZM231 64H232V62H231ZM230 64V65H231ZM233 64V65H234ZM237 64V63H236ZM262 64H264V63H262ZM193 65V64H192ZM196 66V65H195ZM195 66H190L189 68H185V73L184 74H179L180 72H177V71H179L178 69H176L177 71V76H175L176 75V73H175V77H176V79H175V81L177 80V78H178V80L180 81V79H181V81L179 82V81H176V82H179L180 83V87H182V91H184V92H182V94H179V95H176V100H177V103L174 101V100H172L173 102V104L175 105V106H177L179 109H180V111H181V114L182 115H187L186 113H185V108H189L188 107V105H195V106H201L202 104H204L205 103V99H207V98H203V96H200L201 94H200V92L198 91L199 90V88L201 89L204 85H206V86H204V87H206L205 89H209V87L211 86V82L212 81H215L212 77H208V74H205L204 72H203V70H202V67H201V70L199 69V67L197 68V66H196V68H195ZM232 66V65H231ZM143 67V66H142ZM175 67V66H174ZM233 67V66H232ZM238 67H237V69L236 70H238ZM139 68H140V66H139ZM184 68V67H183ZM182 68V69H183ZM141 69V68H140ZM148 69V68H147ZM147 69H146V71H147ZM153 71H156V70H154V68H151ZM22 70V72L21 73H19L20 71ZM230 70V69H229ZM235 70V69H234ZM264 70V69H263ZM151 71V70H150ZM204 71H206V70H204ZM225 71H227V70H225ZM148 72V71H147ZM174 72H175V70H174ZM203 72V73H202ZM230 72V71H229ZM235 72V71H234ZM237 72V71H236ZM236 72H235V74H236ZM239 71L237 72V73H240ZM37 73V74H36ZM149 73V72H148ZM148 73H146V74H148ZM150 73H152V74H154V72H150ZM149 73V74H150ZM39 74V75H38ZM148 74V75H149ZM229 74V73H228ZM233 74V72L231 73V75ZM235 74H233V77H235ZM147 75V76H148ZM250 75H252V77L250 76ZM163 76V77H162ZM214 76V75H213ZM228 76V75H227ZM150 77V76H149ZM148 77V78H149ZM231 77V78H230ZM229 77V79H232L233 77L232 76H230ZM171 79V78H170ZM173 79V78H172ZM211 79H213V80H211ZM234 79V78H233ZM249 79V78H248ZM263 79V78H262ZM149 80V79H148ZM253 80L254 79H252V83H254L253 82ZM264 80V79H263ZM108 81V82H109ZM161 81V80H160ZM218 81V80H217ZM231 81V80H230ZM245 82V84L243 85V83L241 84L242 86H245L246 85V87H247V85H249L248 84V80L246 81V80H244ZM255 81V80H254ZM257 81V80H256ZM255 81V82H256ZM261 81V80H260ZM147 82H149V81H145L144 83H147ZM173 82V81H172ZM247 82V83H246ZM250 82V81H249ZM261 82H263V81H261ZM158 83H161V82H158ZM217 83V82H216ZM215 83V84H216ZM251 83V85H249V87L251 86L252 87V84ZM259 83V82H258ZM114 84V83H113ZM255 84H257V82L255 83ZM124 85V86H123ZM156 85H157V83H156ZM159 85V84H158ZM170 85H171V83H170ZM176 85H178L177 83H176ZM241 85H239V87L241 86ZM261 85V84H260ZM144 86V85H143ZM163 86V85H162ZM161 86V87H162ZM172 86V85H171ZM170 86V87H171ZM216 86H217V84H216ZM253 86H255V85H253ZM259 85L257 84V87H258ZM126 87V86H125ZM146 87V86H145ZM157 87V86H156ZM156 87H152L153 88V92H154V90H156ZM160 87V86H159ZM169 87V88H170ZM213 87H215V86H213ZM212 87V88H213ZM249 87H247V88H249ZM250 87V88H251ZM264 87V86H263ZM128 88V87H127ZM163 89H164V87H162ZM166 88V87H165ZM173 88H174V86H173ZM240 88H243V87H240ZM245 88V87H244ZM246 88V89H247ZM249 88V90H251V91H253V89L255 88H253V89H250ZM259 88V87H258ZM261 88V87H260ZM102 89V88H101ZM148 89V88H147ZM157 89H158V87H157ZM181 89V88H180ZM179 89V90H180ZM214 90L216 89V88H213ZM231 89H233V90H231L232 91V93H233V91L235 90V91H237L236 89H238L239 91H241L239 88H238V85H236V86H234L233 88H231ZM76 90H80L81 91V94L82 95H80V93L79 92H77L78 94L76 95V96H73L72 94V92H74V91H76ZM112 90H114L113 88H112ZM116 90V92H118ZM139 90V89H138ZM142 90V89H141ZM164 90H166V89H164ZM173 90V89H172ZM204 90V89H203ZM220 90V89H219ZM245 90V89H244ZM263 90H264V88L262 89V92H263ZM115 91V90H114ZM135 91H137V90H135ZM146 91V90H145ZM173 91H175V90H173ZM177 91V90H176ZM208 91V90H207ZM211 92L213 91L212 89L210 90ZM216 91H218V90H216ZM215 91V92H216ZM87 92H92V95H93V100H87L88 102H86L83 98H82V96H83V94L84 93H87ZM122 92H123V90H122ZM152 92V91H151ZM162 92V94H160ZM219 92V91H218ZM225 92V91H224ZM238 92V91H237ZM236 92V93H237ZM254 92V91H253ZM257 92V91H256ZM207 93V92H206ZM209 93V92H208ZM213 93V92H212ZM221 93H223V92H221ZM228 93H231L230 91L228 92ZM247 93H249V91H247ZM258 93H259V90H258ZM74 94H75V92H74ZM107 94V95H106ZM157 94H158V96H157ZM214 94V93H213ZM212 94V95H213ZM242 94V93H241ZM260 94H262V93H260ZM127 95V94H126ZM160 95V96H159ZM170 95V96H169ZM203 95H204V93H203ZM211 95V94H210ZM210 95H208L207 94V97L208 96H210ZM230 95V94H229ZM232 95V94H231ZM250 95H252V93L250 94ZM214 96H216L215 94L213 95V96H211L209 99H211L212 100V98H214ZM226 96V95H225ZM225 96L223 97V99H226L225 98ZM233 96H234V94H233ZM44 97H47V100H45V101H48V103L45 105V104H43L42 105V103L40 104H38L37 103V100H39L40 98L42 99H45ZM147 97V96H146ZM149 97V96H148ZM170 97H172V99H170ZM221 96H219V98H220ZM229 97H231V96H229ZM240 97V96H239ZM247 97H249V96H247ZM253 97V96H252ZM261 97V96H260ZM86 98V97H85ZM216 98V97H215ZM214 98V100H216V101H218V102H216V104L218 103H220L219 102V100L218 99H215ZM217 98H218V96H217ZM228 98V97H227ZM234 98V97H233ZM232 98V99H233ZM150 99V100H149ZM209 99H207V100H209ZM228 99H230V98H228ZM236 99H237V97H236ZM99 100H101V102H103V103H101L100 102V104H103V105H98L97 104V102L99 101ZM148 101V102H144V101ZM227 100V99H226ZM234 100V99H233ZM239 100V99H238ZM213 101V100H212ZM221 101H222V97H221ZM230 101V100H229ZM236 101V100H235ZM234 101V102H235ZM105 102V103H104ZM209 102H211V101H209ZM224 102H225V100H224ZM232 102V101H231ZM252 102H253V100H252ZM257 102V101H256ZM213 103H215V101H213L212 102V105L211 106H213ZM223 103V102H222ZM228 103V101H226V104ZM244 103V102H243ZM258 103V102H257ZM121 105V107L119 106V108H118V105ZM188 104V105H187ZM206 104V103H205ZM207 104L209 105V103L207 102ZM225 104V103H224ZM245 104V103H244ZM108 105V106H107ZM174 105H171V106H173V109H174ZM187 105V106H186ZM220 105V104H219ZM232 105V104H231ZM241 105H242V103H241ZM256 105V104H255ZM258 105H259V103H258ZM72 106H78V107H80V108H83V109H86L87 111H88V116H86L85 117V115H84V117H82L81 115H75L74 113L73 114H71V112L69 111V108L70 107H72ZM131 106V105H130ZM131 106V107H132ZM163 106V107H164ZM191 106V107H192ZM202 106H204V105H202ZM201 106V107H202ZM210 106V105H209ZM210 106V107H211ZM217 106V105H216ZM216 106H213V107H215V109H217L216 108ZM223 106V105H222ZM222 106H218V107H222ZM226 106H228V105H226ZM225 106V107H226ZM263 106V105H262ZM169 107V106H168ZM247 107V106H246ZM249 107V106H248ZM259 107H261V106H259ZM176 108V107H175ZM204 108H206V107H204ZM239 108V107H238ZM256 108V107H255ZM258 108V107H257ZM7 109H8V107H7ZM128 109V108H127ZM168 109V108H167ZM171 109V108H170ZM196 109V108H195ZM211 109V108H210ZM222 109H224V108H222ZM229 109V108H228ZM246 109V108H245ZM263 109V108H262ZM262 109H260L258 112V114L260 115V113L262 114ZM206 110V109H205ZM213 110V109H212ZM212 110L211 111H209V108H208V110L206 111V112H208V116H210V112H211V114H212ZM219 110H221V109H219ZM241 110V109H240ZM255 110V109H254ZM257 110V109H256ZM4 111V110H3ZM9 111V109L6 111V112H8ZM171 111V110H170ZM176 111V110H175ZM175 111H174V113H175ZM214 111L215 110H213V113H214ZM233 111V110H232ZM236 111V110H235ZM241 111H243V110H241ZM247 111V110H246ZM127 112V111H126ZM138 112H139V110H138ZM173 112V111H172ZM171 112V113H172ZM188 112H191V111H188ZM196 112V111H195ZM216 112V111H215ZM249 113V115H250V111H248ZM252 113H253V111H251ZM27 113V115L29 116V113L28 112H26ZM95 113V115H93ZM109 113H110V111H109ZM160 113V112H159ZM169 113V112H168ZM171 113H170V115H171ZM219 113H222V112H219ZM219 113H217V114H219ZM237 113V112H236ZM241 113V112H240ZM243 113V112H242ZM244 113H245V111H244ZM126 114V113H125ZM156 114V115H155ZM179 114V113H178ZM177 114V115H178ZM180 114V115H181ZM194 114H196V116L198 115L197 113H194ZM200 114V113H199ZM205 114V113H204ZM215 114V113H214ZM213 114V115H214ZM235 114V113H234ZM74 115V116H73ZM122 115V114H121ZM132 115H131V117H132ZM158 115V116H157ZM175 115H176V113H175ZM190 115V114H189ZM192 115V114H191ZM201 115V114H200ZM200 115H198V116H200ZM228 115V114H227ZM231 115V114H230ZM225 116V114H224V121H227V122H229V123H224V124H226V126L228 125V124H230L228 127L230 128L232 125L234 126V123L235 122H233V121H231V120H236L237 119V121H236V123H235V125L238 123V118H240V117H237L236 118V116L238 115V116H243V114H237L236 116H235V118H233V114L231 115V116ZM245 115V114H244ZM109 116V115H108ZM194 116V115H193ZM201 116H203V115H201ZM217 116V115H216ZM219 116H221V115H219ZM246 117H247V115H245ZM252 116V118H253V115H251ZM31 117V116H30ZM113 116H111V118H112ZM120 117V116H119ZM180 117V116H179ZM189 117V116H188ZM214 117H215V115H214ZM222 117V116H221ZM249 117V116H248ZM264 117V116H263ZM25 118H26V116H25ZM133 118L131 119L132 120V122H133ZM169 118V117H168ZM187 118V117H186ZM193 119L195 118V117H192ZM191 118V119H192ZM220 118V117H219ZM227 118H231V119H229V120H226ZM244 118V117H243ZM260 118V117H259ZM97 119V118H96ZM116 118H114L113 117V119H111L110 121H106L107 123L106 124H103L102 126L103 127H108L109 128V130L110 131H107V132H110L112 135H113V133L114 132H116V131H118V132H120L121 134H123V136L125 135H130V137H131V134L133 135V133H130V132H132V128H131V124H132V122H130L131 124H129V123H126V122H122V121H120V120H122V119H120L119 121H117V120H115ZM169 119H171V118H169ZM191 119H190V121H191ZM199 119V118H198ZM206 119V118H205ZM209 119H211V118H209ZM222 119V118H221ZM242 119V118H241ZM248 119V118H247ZM200 120H202V117H201V119ZM212 120H214V119H212ZM212 120H211V122H212ZM255 120H256V118H255ZM263 120V119H262ZM124 121V120H123ZM125 121H126V119H125ZM129 121H130V119H129ZM129 121H127V122H129ZM183 121V120H182ZM195 120H193V122H194ZM216 122H217V117H216V120H215ZM230 121L232 122V123H230ZM243 121V120H242ZM254 121V120H253ZM44 122V121H43ZM100 122H102V123H104V121H100ZM99 122V120H98V123H99V125L101 126V124L102 123H100ZM175 122V121H174ZM187 123L188 124V122L185 120L184 121V123ZM192 122V121H191ZM208 122H210V121H208ZM48 123V124H47ZM134 123V122H133ZM136 123V122H135ZM135 123H134V125H135ZM150 123V124H151ZM177 123V122H176ZM190 123V122H189ZM196 123V122H195ZM203 123H204V121H203ZM218 123V122H217ZM219 123H220V121H219ZM240 123V122H239ZM258 123V122H257ZM264 123V122H263ZM141 124V123H140ZM149 124V125H150ZM178 124V123H177ZM205 124V123H204ZM211 124V123H210ZM210 124H209V126H210ZM213 124H215V122H213L212 123V127H213ZM260 124V123H259ZM40 125H41V123H40ZM180 124H178V126H179ZM183 125V124H182ZM206 125V124H205ZM256 125V124H255ZM262 125V124H261ZM37 126V125H36ZM42 126H40V129H38L39 131H37L36 132V136H40L41 137V139H42V136H43V134L44 135H46V133L47 132H45L44 133V131H45V127L43 128V130H42ZM72 126V125H71ZM142 126H145V124L144 125H142ZM187 126V125H186ZM200 126H202V125H200ZM199 126V127H200ZM218 126H220L219 124H218ZM221 126H222V122H221ZM220 126V127H221ZM253 126V125H252ZM0 127H1V125H0ZM27 127V126H26ZM39 127V126H38ZM152 127V125L150 126V128ZM215 127V126H214ZM224 127V126H223ZM228 127H227V129H228ZM240 127V126H239ZM6 128V127H5ZM5 128L3 129V127H1V129H3V130H1L0 129V143H2V141H4V143H5V141H7V142H9V140H10V137H9V135H7L6 133H7V131L5 130ZM28 128V127H27ZM27 128H26V130H27ZM107 128V129H108ZM166 128V129H165ZM182 128V127H181ZM206 128V127H205ZM218 128V130H221V129H219V127H217ZM232 128V127H231ZM242 128V127H241ZM135 129V128H134ZM138 129V128H137ZM139 129H141V128H139ZM156 129V128H155ZM159 129V128H158ZM200 129H201V127H200ZM214 129V128H213ZM226 129V128H225ZM239 129V128H238ZM247 129V128H246ZM263 129V128H262ZM8 130V129H7ZM19 130V129H18ZM157 130V129H156ZM189 130V129H188ZM196 130V129H195ZM250 128H249V132H250ZM261 130V129H260ZM4 131H6V133L4 132ZM34 131V130H33ZM36 131V130H35ZM138 131V130H137ZM153 131V130H152ZM183 131V130H182ZM198 131H199V129H198ZM202 131V130H201ZM222 131H226V130H222ZM257 131V130H256ZM22 132L23 133H25V131H23L22 130ZM21 132V133H22ZM105 132V131H104ZM118 132H116V133H118ZM154 132H156V131H154ZM161 132V131H160ZM181 132V131H180ZM187 132V131H186ZM191 132H193V131H191ZM191 132H190V134H191ZM205 132V131H204ZM210 132V131H209ZM208 132V133H209ZM218 132V131H217ZM216 132V133H217ZM241 132V131H240ZM252 132V131H251ZM13 133V132H12ZM17 133V132H16ZM142 133H145V131L144 130H142ZM150 133H152V132H150ZM149 133V134H150ZM157 133H158V131H157ZM163 134H164V132H162ZM161 133V134H162ZM189 133V132H188ZM194 133V132H193ZM201 133V132H200ZM242 133V132H241ZM246 133H247V131H246ZM255 133V132H254ZM261 133V132H260ZM10 134V133H9ZM78 134V133H77ZM75 135V133H74V135L72 134V139L75 141V144L77 143H80L81 142V140H87V139H89L88 137H90L91 135L90 134H88L89 136H86V137H83V134L81 135L82 137H80V136H78V135ZM105 134H106V132H105ZM158 134H160V133H158ZM194 134H196V133H194ZM197 134H198V132H197ZM206 134V133H205ZM204 134V135H205ZM218 134V133H217ZM11 135V134H10ZM20 135V134H19ZM34 135V134H33ZM71 135V134H70ZM79 135H80V133H79ZM87 135V134H86ZM109 135V134H108ZM137 135V134H136ZM145 135H147V134H145ZM154 135H156V134H154ZM183 136H185L184 134H182ZM219 135V134H218ZM225 135V134H224ZM227 135V134H226ZM235 135V134H234ZM234 135H232V136H234ZM237 135V134H236ZM250 135V134H249ZM22 136V135H21ZM36 136H34V137H36ZM107 136V135H106ZM124 136V137H125ZM144 136V135H143ZM148 136V135H147ZM163 136V135H162ZM183 136H181V137H183ZM196 136V135H195ZM194 136V137H195ZM229 136H230V134H229ZM254 136V135H253ZM27 137V136H26ZM33 137V138H34ZM67 137V136H66ZM114 138L116 137V136H113ZM118 137V136H117ZM129 137V136H128ZM136 137V136H135ZM134 137V138H135ZM174 137H175V135H174ZM188 137V136H187ZM196 137H198V135L196 136ZM224 137V136H223ZM237 137V136H236ZM259 137H261V136H259ZM264 137V136H263ZM28 138V137H27ZM112 138V137H111ZM132 138V137H131ZM137 138V137H136ZM140 138V137H139ZM145 138V137H144ZM153 138H154V136H153ZM210 138V137H209ZM219 138H222V137H219ZM218 138V139H219ZM38 139V138H37ZM69 139V138H68ZM71 139V140H72ZM117 138H115V140H116ZM121 139H123V138H121ZM121 139H119V140H121ZM128 139V138H127ZM126 139V140H127ZM146 139H148V138H146ZM160 139V138H159ZM180 139V138H179ZM191 139V138H190ZM213 139V138H212ZM227 139H229V138H227ZM240 139V138H239ZM11 140H12V138H11ZM35 140V139H34ZM91 140L93 141V137H91ZM105 140H106V137H105ZM112 140V139H111ZM119 140H116L115 142H117V141H119ZM130 140V139H129ZM154 140V139H153ZM156 140V139H155ZM168 140V139H167ZM175 140V139H174ZM173 140V141H174ZM186 140H187V138H186ZM207 140V139H206ZM234 140V139H233ZM237 140V139H236ZM242 140V139H241ZM264 140V139H263ZM25 141V140H24ZM37 141V140H36ZM35 141V142H36ZM41 141V140H40ZM67 141L68 140H66L65 141V139H64V141L62 142V143H60V145L58 146V147H56L57 145H55V147L57 148V149H55L57 152H58V155H60L59 157H61V156H63V154L65 153V151H67L66 150V146H68L69 144H71V141L68 143V145H67ZM125 141V140H124ZM128 141V140H127ZM138 141H139V139H138ZM172 141V140H171ZM187 141H189V139L187 140ZM198 141H200L199 139H198ZM203 141V140H202ZM201 141V142H202ZM211 141V140H210ZM229 141V140H228ZM247 142H248V140H246ZM253 141V140H252ZM251 141V142H252ZM257 141V140H256ZM34 142V143H35ZM85 142V141H84ZM105 142H107V143H110L111 141H109V139L108 140H106ZM165 142H166V140H165ZM169 142V141H168ZM175 142V141H174ZM177 142V141H176ZM214 142V141H213ZM243 142H245V141H243ZM30 143H31V140H30ZM45 143V142H44ZM74 143V142H73ZM82 143V142H81ZM85 143H87V144H89V145H91L90 144V142H85ZM99 143V142H98ZM97 143V144H98ZM120 143V142H119ZM143 143V142H142ZM146 144H147V142H145ZM154 143V142H153ZM160 143V142H159ZM229 143V142H228ZM241 143V142H240ZM257 143V142H256ZM24 144H25V142H24ZM32 144V143H31ZM38 144V143H37ZM42 144V143H41ZM101 144V143H100ZM116 144V143H115ZM127 144H129V143H127ZM189 144V143H188ZM208 144H210V143H207V145ZM221 144V143H220ZM237 144H238V142H237ZM259 144V143H258ZM9 148H10V153H12V151L14 150V146L13 145H15V144H12V142H10L9 143ZM26 145V144H25ZM35 145V144H34ZM39 145V144H38ZM99 145V144H98ZM110 145V144H109ZM144 145V144H143ZM143 145H141V146H143ZM172 145V144H171ZM182 145H183V143H182ZM229 145V144H228ZM233 145V144H232ZM236 145V144H235ZM240 145V144H239ZM246 145H247V143H246ZM253 145V144H252ZM37 146V145H36ZM40 146V145H39ZM39 146H37V147H39ZM125 146V145H124ZM148 146H149V144H148ZM168 146H170V145H168ZM178 146V145H177ZM176 146V147H177ZM185 146V145H184ZM193 146V145H192ZM196 146V145H195ZM205 146V145H204ZM227 146V145H226ZM243 146V145H242ZM250 146V145H249ZM248 146V147H249ZM259 146V145H258ZM29 147H30V145H29ZM28 147V148H29ZM36 147V148H37ZM43 147V146H42ZM102 148H104L103 146H101ZM101 147H100V149H101ZM105 147H106V145H105ZM172 147H174V146H172ZM197 147V146H196ZM195 147V148H196ZM32 148V147H31ZM30 148V149H31ZM41 148V147H40ZM46 148H47V146H46ZM53 148V146L51 147V151L49 150V148L48 149H45L46 151H50L51 152V155L53 154V152L52 151H55V150H53L52 149ZM128 148V147H127ZM181 148V147H180ZM190 148V146H188V149ZM191 148H193V147H191ZM190 148V149H191ZM198 148H199V146H198ZM233 148H236V147H233ZM242 148V147H241ZM244 149H245V147H243ZM255 148V147H254ZM124 149V148H123ZM155 149V148H154ZM188 149H187V152H189L188 151ZM216 149V148H215ZM226 149V148H225ZM238 149H240L239 147H238ZM249 149H250V147H249ZM256 149V148H255ZM261 149V148H260ZM16 150V149H15ZM36 150V152L38 153V152H41L42 150L41 149H38L39 151H37V149H35ZM102 151H103V153L105 152L103 149H101ZM122 150V149H121ZM130 150V149H129ZM135 150V149H134ZM183 150H186V149H183ZM192 150H194V149H192ZM206 150V149H205ZM221 150V149H220ZM230 150V149H229ZM254 150V149H253ZM252 150V151H253ZM258 150H259V148H258ZM46 151H44V153L42 154L43 155V157L41 158V160L43 161V162H45V158H44V154L45 153H47ZM69 151H71V150H69ZM93 150H91V152H92ZM100 151V150H99ZM108 151H110V150H108ZM126 151V150H125ZM133 151V150H132ZM142 151V150H141ZM178 151H179V149H178ZM195 151H196V149H195ZM198 151H199V149H198ZM217 151V150H216ZM224 151V150H223ZM232 151V150H231ZM235 151L237 152V150L235 149ZM235 151H233L234 153H235ZM248 151V150H247ZM251 151V152H252ZM255 152H256V150H254ZM72 152H73V150H72ZM75 152V151H74ZM107 152V151H106ZM156 152V151H155ZM161 152V151H160ZM168 152V151H167ZM214 152V151H213ZM219 152V151H218ZM239 152V151H238ZM237 152V153H238ZM245 152V151H244ZM249 152V151H248ZM30 153V152H29ZM34 153H35V151H34ZM67 153V152H66ZM99 153V152H98ZM138 153V152H137ZM171 153H172V151H171ZM178 153V152H177ZM181 153V152H180ZM190 153H191V151H190ZM237 153H235L236 155H238ZM258 153V152H257ZM20 154H22L21 153V150H20ZM32 153H30V156L32 157V155H31ZM39 154V153H38ZM73 154H75V153H73ZM72 154V155H73ZM77 154V153H76ZM97 154V153H96ZM175 153H173V155H174ZM224 154H225V152H224ZM234 154V155H235ZM241 154V153H240ZM256 154V153H255ZM262 154V153H261ZM15 155V154H14ZM29 155V154H28ZM48 155H50V153L48 154ZM50 155V156H51ZM78 155V154H77ZM128 155V154H127ZM146 155V154H145ZM157 155V154H156ZM170 155V154H169ZM177 155V154H176ZM183 155V154H182ZM189 155V154H188ZM192 155V154H191ZM203 155V154H202ZM214 155H216L215 153H214ZM228 155V154H227ZM250 154H246V156H249ZM260 155V154H259ZM18 156V155H17ZM29 156V157H30ZM46 156V155H45ZM70 156V155H69ZM81 156V155H80ZM101 156V155H100ZM132 156V155H131ZM154 156V155H153ZM167 156V155H166ZM184 156V155H183ZM186 156V155H185ZM218 156V155H217ZM221 156V155H220ZM224 156V155H223ZM230 156V155H229ZM251 156V155H250ZM253 156V155H252ZM251 156V157H252ZM20 158H21V156H19ZM46 157H48V156H46ZM58 157V158H59ZM63 157H67V155L66 156H63ZM62 157V158H63ZM133 157V156H132ZM152 157V156H151ZM160 157V156H159ZM203 157V156H202ZM212 157V156H211ZM238 157V156H237ZM236 157V159H237V161H240L241 159V156H240V158L238 159ZM10 158H12V157H10ZM43 158H44V160H43ZM53 158V157H52ZM79 158V157H78ZM82 158V157H81ZM80 158V159H81ZM85 158V157H84ZM141 158H143V157H141ZM140 158V159H141ZM208 158V157H207ZM213 158V157H212ZM212 158H211V160H212ZM221 159H222V157H220ZM224 158L227 160V158L224 156ZM245 158V157H244ZM246 158H248V157H246ZM245 158V159H246ZM264 158V157H263ZM13 159V158H12ZM15 159V158H14ZM13 159V160H14ZM16 159H18V158H16ZM34 160L35 162H39L40 161V159L38 158V156L37 155H35L34 157H32L31 158V160ZM51 159V158H50ZM65 158H63V160H64ZM137 159V158H136ZM135 159V160H136ZM169 159H171L170 157H169ZM179 159V158H178ZM191 159V158H190ZM195 159V158H194ZM224 159V160H225ZM243 159V158H242ZM245 159H244V161H245ZM252 159L253 160H255V156L254 157H252ZM13 160H11V162L13 161ZM20 160V159H19ZM19 160H17L18 162H19ZM24 160H25V158H24ZM31 160H29V162L30 163H32L31 162ZM144 160V159H143ZM148 160V159H147ZM150 160V159H149ZM155 160H157V158L155 159ZM163 160V159H162ZM166 160V159H165ZM186 160H188V158L186 159ZM204 160V159H203ZM206 160V159H205ZM214 160V159H213ZM223 160V161H224ZM247 160V159H246ZM251 160V159H250ZM249 160V161H250ZM16 161V160H15ZM53 161V160H52ZM154 161V160H153ZM158 161H160V160H158ZM201 161H202V159H201ZM207 161H209L208 159H207ZM233 161V160H232ZM231 161V162H232ZM243 161V160H242ZM243 161V162H244ZM256 161V160H255ZM14 162V161H13ZM12 162V163H13ZM18 162H17V164H18ZM22 162V161H21ZM25 162H27V161H25ZM46 162H48V161H46ZM63 162V161H62ZM141 162V161H140ZM146 162V161H145ZM149 162V161H148ZM167 162V161H166ZM168 162H170V161H168ZM193 162V161H192ZM205 162V161H204ZM220 162V161H219ZM227 162V161H226ZM256 162H262V165L264 166V163H263V161H262V157H260V160L259 161H256ZM15 163V162H14ZM60 163H61V161H60ZM132 163V162H131ZM136 163V162H135ZM151 163V162H150ZM150 163H148V164H150ZM157 163V162H156ZM156 163H155V165H156ZM160 163V162H159ZM176 163H177V161H176ZM213 161L212 162H210V164H208V165H210L211 167H216L217 166V164L215 165L214 163V166H213ZM229 163V162H228ZM249 162H247L246 164H248ZM25 164V163H24ZM41 164H43L42 162H41ZM179 164H181L180 163V160H179V163L177 164V165H179ZM193 164V163H192ZM212 164V165H211ZM227 164V163H226ZM225 164V165H226ZM14 165V164H13ZM34 165H38V163H36V164H34ZM33 165V166H34ZM40 165V164H39ZM99 165H100V163H99ZM154 165V166H155ZM161 165H162V163H161ZM167 165V164H166ZM203 165V164H202ZM223 165H224V163H223ZM223 165H222V167H223ZM236 165H238L237 163H236V161H235V163H233V166L231 165V167L233 168V169H236ZM249 165H250V163H249ZM254 165H256L255 163H254ZM1 166V165H0ZM15 166H16V164H15ZM28 166V165H27ZM42 166V165H41ZM76 166V165H75ZM77 166H79V165H77ZM145 166H146V164H145ZM148 166V165H147ZM146 166V167H147ZM153 166V167H154ZM174 166V165H173ZM180 166V165H179ZM204 166H205V164H204ZM203 166V167H204ZM240 166V165H239ZM250 166H253V165H250ZM260 166V164L258 165V166H256V167H259ZM263 166H261V169H259V170H264V167ZM32 167V166H31ZM43 167V166H42ZM45 167V166H44ZM156 167H158V164L156 165ZM166 167V166H165ZM168 167V166H167ZM166 167V168H167ZM185 167H186V165H185ZM231 167H230V169H231ZM245 167H248L247 165L245 166ZM263 167V168H262ZM34 168H37V167H34ZM103 168V167H102ZM142 168V167H141ZM172 168H174V167H172ZM191 168H192V166H191ZM190 168V169H191ZM199 168H200V165H199ZM199 168H198V171H199ZM227 168V167H226ZM225 168V166H224V169H226ZM242 168H244V166L242 167ZM249 168V167H248ZM253 167H251V169H252ZM254 168H255V166H254ZM28 169V168H27ZM68 169V168H67ZM124 169V168H123ZM127 169V168H126ZM130 169V168H129ZM133 169V168H132ZM152 169V168H151ZM178 169V168H177ZM188 169V168H187ZM195 169H196V167H195ZM206 169V168H205ZM215 169V171H217L216 169L217 168H214ZM223 169V168H222ZM229 169V168H228ZM239 169V168H238ZM241 169V168H240ZM246 169V168H245ZM244 169V170H245ZM250 169V168H249ZM257 169V168H256ZM33 170V169H32ZM35 170V169H34ZM44 170V169H43ZM73 170H75V169H73ZM72 170V171H73ZM193 170H194V168H193ZM210 170V169H209ZM209 170H206V172L207 173H209ZM232 170V169H231ZM246 170H248V169H246ZM245 170V171H246ZM253 170V169H252ZM22 171L23 170H21V173H22ZM27 171V170H26ZM26 171H24L25 173H26ZM29 171V170H28ZM27 171V172H28ZM68 171V170H67ZM71 171V172H72ZM93 171V170H92ZM164 171V170H163ZM175 171H177L176 169H175ZM189 171V170H188ZM214 171V172H215ZM219 171V170H218ZM258 171V170H257ZM30 172V171H29ZM45 172H47L46 170H45ZM66 172V171H65ZM115 172H116V170H115ZM225 172V171H224ZM230 172V177L232 176V174H233V170H232V174H231V171H228V173ZM236 172V171H235ZM238 172H239V170H238ZM249 172V171H248ZM253 172H254V170H253ZM259 172V171H258ZM38 173H39V171H38ZM70 173V172H69ZM81 173V172H80ZM136 173V172H135ZM163 173V172H162ZM161 173V174H162ZM168 173V172H167ZM174 173V172H173ZM196 173V172H195ZM202 173V172H201ZM217 173H219V176H220V171L219 172H217ZM227 173V172H226ZM225 173V174H226ZM228 173H227V176H228ZM243 172H241V174H242ZM24 174V173H23ZM40 174V173H39ZM43 174V173H42ZM141 174V173H140ZM146 174V173H145ZM152 174V173H151ZM180 174V173H179ZM200 174V173H199ZM206 174V173H205ZM213 174V172L211 173V174H208V175H212ZM224 174V175H225ZM255 174V173H254ZM20 175V174H19ZM150 175V174H149ZM159 175V174H158ZM162 175H164V174H162ZM168 175H170V174H168ZM167 175V176H168ZM176 175V174H175ZM181 175V174H180ZM197 175V174H196ZM203 175V177H204V174H202ZM207 175V174H206ZM215 175V174H214ZM244 175V174H243ZM250 175V174H249ZM255 175H260V174H255ZM263 176H264V174H262ZM103 176V175H102ZM105 176H107V175H105ZM109 176V175H108ZM148 176V175H147ZM183 176V175H182ZM200 176H201V174H200ZM24 177V176H23ZM22 177V178H23ZM52 177V176H51ZM101 177V176H100ZM154 177V176H153ZM162 177V176H161ZM169 177V176H168ZM188 177H190V176H188ZM197 176H195V178H196ZM229 177V176H228ZM243 177V176H242ZM246 177H248V175H246ZM245 177V178H246ZM255 177V176H254ZM258 177V176H257ZM21 178V179H22ZM31 178H33V177H31ZM41 178H42V176H41ZM66 178V177H65ZM173 178V179H172ZM178 178V177H177ZM187 178V177H186ZM205 178V177H204ZM208 178V177H207ZM206 178V181L205 182H208V179ZM213 178H215V180H216V175H215V177L213 176ZM238 178V177H237ZM13 178H11V180H12ZM17 179V178H16ZM19 179V178H18ZM17 179V180H18ZM34 179V178H33ZM39 179V178H38ZM48 179V178H47ZM69 179V178H68ZM77 179V178H76ZM87 179V178H86ZM128 179V178H127ZM135 179V178H134ZM133 179V180H134ZM166 179V178H165ZM168 179V178H167ZM171 179L172 180H174V177H171ZM170 179V180H171ZM202 179V178H201ZM223 179H225V178H223ZM240 179V178H239ZM248 179V178H247ZM263 179H264V177H263ZM2 181H3V179H1ZM6 180V179H5ZM32 180V179H31ZM41 180V179H40ZM171 180V181H172ZM179 180V179H178ZM183 180V179H182ZM181 180V181H182ZM188 180V179H187ZM221 180V179H220ZM230 180V179H229ZM231 180H234V179H231ZM235 180H236V177H235ZM249 180V179H248ZM253 180V179H252ZM258 180V179H257ZM259 180L261 181V179L259 178ZM259 180L256 182L255 180V182L258 184L259 183ZM13 181V180H12ZM30 181V180H29ZM33 181V180H32ZM31 181V182H32ZM35 181H36V179H35ZM59 181V180H58ZM73 181V180H72ZM160 181H161V179H160ZM159 181V182H160ZM196 181L198 182V180L196 179ZM199 181H200V179H199ZM213 181H214V179H213ZM222 181V180H221ZM227 181V180H226ZM246 181V180H245ZM254 181H247V182H250V184L249 185H251V182L253 183V186L251 185V186H249V187H252L253 189H255L254 187H255V185L256 184H254ZM262 181H264V180H262ZM261 181V182H262ZM5 182V181H4ZM16 182V181H15ZM26 182V181H25ZM56 182V181H55ZM111 182V181H110ZM119 182V181H118ZM117 182V183H118ZM126 182V181H125ZM130 182V181H129ZM134 181H132V183H133ZM143 182V181H142ZM150 182V181H149ZM148 182V183H149ZM157 182V181H156ZM175 182V181H174ZM177 182V181H176ZM190 182H191V180H190ZM203 182V181H202ZM217 182V181H216ZM235 182V181H234ZM2 183V182H1ZM0 183V184H1ZM41 183V182H40ZM63 183V182H62ZM72 183V182H71ZM97 183V182H96ZM116 183V182H115ZM155 183V182H154ZM178 183V182H177ZM193 183V182H192ZM192 183H186V187H184L185 186V183H184V185L182 186V188H181V192L183 193V192H185V190L187 191V192H190V190L192 189ZM210 183V182H209ZM213 183V182H212ZM238 184H239V182H237ZM264 183V182H263ZM4 184H8L7 182L6 183H4ZM28 184V183H27ZM27 184H26V186H27ZM68 184V183H67ZM66 184V185H67ZM89 184V183H88ZM103 184V183H102ZM166 184V183H165ZM167 184H168V182H167ZM173 184V183H172ZM224 184V183H223ZM243 184V183H242ZM244 184H246V183H244ZM243 184V185H244ZM261 184V183H260ZM260 184L258 185V186H260ZM19 185V184H18ZM40 185V184H39ZM72 185V184H71ZM146 185V184H145ZM152 185V184H151ZM159 185V184H158ZM157 185V186H158ZM169 185V184H168ZM177 185H179L180 186V184L178 183ZM176 185V186H177ZM195 185H197L196 183H194L193 184V186L195 187ZM207 185H209V184H207ZM206 185V186H207ZM232 185V184H231ZM233 185H235L234 183H233ZM240 185H241V183H240ZM263 185V184H262ZM2 186V185H1ZM4 186V185H3ZM17 186V185H16ZM15 186V188H17ZM25 186V185H24ZM34 186H36V185H34ZM42 186V185H41ZM44 186H45V184H44ZM75 186V185H74ZM212 186V185H211ZM236 186V185H235ZM247 185H245L244 187H243V189L246 187ZM257 186V185H256ZM13 187H14V185H13ZM31 187H32V185H31ZM47 187V186H46ZM45 187V188H46ZM52 187V186H51ZM139 187V186H138ZM170 187V186H169ZM171 187H172V185H171ZM175 187V186H174ZM181 187V186H180ZM184 187V188H183ZM219 187V186H218ZM221 187V186H220ZM236 187H238V185L236 186ZM249 187H246L247 189H249ZM262 188L264 187V185L263 186H261ZM7 188H8V186H7ZM11 188V187H10ZM19 188V187H18ZM27 188V187H26ZM29 188H30V185H29ZM66 188V187H65ZM87 188V187H86ZM89 188V187H88ZM104 188V187H103ZM168 188V187H167ZM221 188H223V187H221ZM230 188H232V187H230ZM235 187H233L232 189H234ZM239 188V187H238ZM242 188V187H241ZM244 189L243 190V192L241 191V193L243 194L244 193V191H245V193L244 194H247V189ZM251 188V189H252ZM22 189V188H21ZM21 189H20V191H21ZM28 189V188H27ZM31 189H33V188H31ZM37 189V188H36ZM155 189L157 190V188L155 187ZM182 189H184V190H182ZM196 189V188H195ZM253 189H252V191H253ZM257 189V188H256ZM261 189V188H260ZM1 190V189H0ZM5 190V189H4ZM17 190V189H16ZM29 190V189H28ZM46 190V189H45ZM73 190H75V189H73ZM85 190H87V189H85ZM141 190V189H140ZM168 190V189H167ZM206 190V189H205ZM221 190V189H220ZM229 190V189H228ZM239 190H240V188H239ZM263 190H264V188H263ZM6 191V190H5ZM13 191L15 192V190L13 189ZM25 191V190H24ZM142 191V190H141ZM172 191V190H171ZM192 191V190H191ZM197 191H199L198 190V188H197ZM214 191H217V190H213V193H214ZM218 191H219V189H218ZM232 191H234L233 193H237V192H235V190H231L230 192H232ZM249 191H250V189H249ZM252 191H251V193H252ZM257 191V190H256ZM256 191H254V192H256ZM261 190H259V192H260ZM7 192V191H6ZM18 192V191H17ZM36 192V191H35ZM82 192V191H81ZM87 192L89 193V190H87ZM132 192V191H131ZM147 192V191H146ZM163 192V191H162ZM167 192V191H166ZM169 192V194H170V191H168ZM175 192V191H174ZM173 192V193H174ZM195 192V191H194ZM202 192V191H201ZM200 192V193H201ZM239 192V191H238ZM262 192V191H261ZM261 192L260 193H258V195L260 194V196H256L255 197V195H254V193H252L251 195H250V198H254V199H258V198H260V201H262V199H261V197H263L262 195L263 194H261ZM32 193V192H31ZM39 193V192H38ZM47 193V192H46ZM135 193V192H134ZM155 193H156V191H155ZM172 193V192H171ZM177 193V192H176ZM210 193H212L211 191L210 192H208V194H207V196H209V194ZM217 193V192H216ZM215 193V194H216ZM229 193V192H228ZM240 193V194H241ZM7 194H9V193H7ZM29 194V193H28ZM27 194V195H28ZM49 194V193H48ZM85 194H86V192H85ZM92 194H94L93 192H92ZM112 194V193H111ZM110 194V195H111ZM128 194H130V193H128ZM146 194V193H145ZM148 194V193H147ZM157 194V193H156ZM203 193H201V195H202ZM223 194V193H222ZM221 194V195H222ZM249 194L250 193H248L247 195H243V197H245V198H242V196L240 197L241 198V202L239 201V199H236V198H239L238 196H235V195H233L234 197H236L235 198V200H238V202H237V204H236V207L238 206V208H239V211L236 209V211H238V212H240L241 210L243 211H241L242 213H239V214H244L245 212H244V209L246 210V208H247V212H250L252 209L251 208H253L254 206L253 205H251L250 204V206L249 205H247V204H249V199H247L248 197L247 196H249ZM22 195H23V193H22ZM33 195V194H32ZM140 195V194H139ZM151 195V194H150ZM152 195H153V193H152ZM151 195V198L152 197H154V196H152ZM176 195V194H175ZM204 195V194H203ZM203 195H202V197H203ZM230 195V194H229ZM237 195H239V194H237ZM29 197L31 196V195H28ZM37 196V195H36ZM84 196V195H83ZM149 196V195H148ZM190 196V195H189ZM197 196H198V202H201V200L199 201V199H200V195H198L197 194ZM205 196V195H204ZM210 196H212V195H210ZM210 196H209V198H210ZM218 196V195H217ZM216 195H215V197H217ZM226 196V195H225ZM2 197H3V195H2ZM5 197V196H4ZM9 197V196H8ZM38 197V196H37ZM137 197V196H136ZM160 197V196H159ZM166 198H167V196H165ZM173 197V196H172ZM184 197V196H183ZM213 197V196H212ZM224 197V196H223ZM227 197V199L229 200V198H228V196H226ZM26 198H28V197H26ZM64 198V197H63ZM73 198V197H72ZM119 198V197H118ZM161 198V197H160ZM204 198H206V197H204ZM209 198H207L208 200H211V199H209ZM225 198V197H224ZM0 199H1V197H0ZM21 199V198H20ZM25 199V198H24ZM155 199V198H154ZM156 199H157V197H156ZM181 199V198H180ZM191 199V198H190ZM213 200H211V201H214L215 200V198L213 197L212 198ZM216 199H218V198H216ZM226 199V198H225ZM224 199V200H225ZM226 199V200H227ZM231 199V198H230ZM264 199V198H263ZM5 200H6V198H5ZM16 200V199H15ZM126 200V199H125ZM158 200V199H157ZM156 200V201H157ZM169 200V199H168ZM174 200V199H173ZM177 200H179V199H177ZM183 200V199H182ZM208 200H205L204 199V201H208ZM222 200V199H221ZM227 200V201H228ZM234 200V201H235ZM246 201V202H243V201ZM7 201H9V199L7 200ZM12 201V200H11ZM31 201V200H30ZM36 201H39L38 199L36 200ZM56 201V200H55ZM68 201V200H67ZM75 201V200H74ZM135 201V200H134ZM137 201V200H136ZM165 201V200H164ZM171 201V200H170ZM174 201H176V200H174ZM211 201H209V203H207V204H209L208 206H210V203H211ZM232 201V200H231ZM247 201H248V203H247ZM251 201V200H250ZM259 201V200H258ZM27 202V201H26ZM40 202V201H39ZM49 202V201H48ZM69 202V201H68ZM132 202V201H131ZM140 202H141V200H140ZM139 202V203H140ZM143 202V201H142ZM160 202V201H159ZM180 202V201H179ZM179 202H177V205H178V203ZM182 202V201H181ZM183 202H185V201H183ZM262 202H264V200L262 201ZM6 203V202H5ZM10 203V202H9ZM21 203V202H20ZM35 203V202H34ZM43 203V202H42ZM134 203V202H133ZM132 203V204H133ZM163 203V202H162ZM166 204H167V200H166V202H165ZM164 203V204H165ZM188 203H190V202H188ZM216 204H215V206H218L219 207V205H218V203H219V201L217 202H215ZM239 203V204H238ZM254 203V202H253ZM1 204V203H0ZM17 204V203H16ZM21 204H23V203H21ZM29 204V203H28ZM67 204V203H66ZM128 204H131V203H128ZM135 204V203H134ZM137 204V203H136ZM169 205H170V202L168 203ZM175 204V203H174ZM183 206H181L182 208H184V205H186V202H185V204H183V203H181ZM181 204H179V205H181ZM220 204V203H219ZM226 204H228V206H229V208H230V200H229V203H226ZM241 204V205H240ZM53 205H55V204H53ZM62 205V204H61ZM69 205H70V202H69ZM75 205V204H74ZM79 205V204H78ZM78 205H77V207H78ZM141 205H144V203L143 204H141ZM149 205H150V202H149ZM152 205V204H151ZM177 205H176V207H177ZM178 205V206H179ZM201 205V204H200ZM200 205H198V206H200ZM203 205V204H202ZM212 205V204H211ZM224 205V204H223ZM240 205V206H239ZM244 205V207L242 208L241 206H243ZM254 205H255V203H254ZM260 205V204H259ZM264 205V204H263ZM81 206V205H80ZM132 206H134V205H132ZM136 206V205H135ZM167 206V205H166ZM188 206H189V204H188ZM187 206V207H188ZM191 206V205H190ZM193 206V205H192ZM195 206V205H194ZM212 206H214V205H212ZM228 206H227V208H228ZM233 206V205H232ZM248 206H249V208H248ZM5 207V206H4ZM37 207V206H36ZM87 207V206H86ZM130 206H128V208H129ZM160 207H161V205H160ZM211 207V206H210ZM220 207H222V204L220 205ZM219 207V208H220ZM255 207L257 208V206L255 205ZM259 207V206H258ZM16 208V207H15ZM38 208V207H37ZM53 208H54V206H53ZM75 208V207H74ZM92 208V207H91ZM136 208H137V206L135 207V209L134 210H136ZM163 208V207H162ZM165 208V207H164ZM173 208V207H172ZM180 208V207H179ZM195 208V207H194ZM205 208V207H204ZM207 208V207H206ZM219 208H217V209H219ZM233 208V207H232ZM6 209V208H5ZM43 209V208H42ZM72 209V208H71ZM83 209H85L84 207H83ZM118 209V208H117ZM130 209H131V207H130ZM149 209H151V208H149ZM169 209H170V207L169 208H167V210L169 211ZM185 209V208H184ZM187 209V208H186ZM185 209V210H186ZM193 209V208H192ZM191 209V210H192ZM198 210H199V212H203L204 213V211L202 210V208H201V206L199 207V208H197ZM200 209L202 210V211H200ZM210 209H212V208H210ZM215 209H216V207H215ZM231 209V208H230ZM229 209V210H230ZM249 209H251L250 211H249ZM39 210V209H38ZM37 210V211H38ZM56 210V209H55ZM61 210V209H60ZM88 210H89V208H88ZM133 210V209H132ZM158 210H160L159 208H158ZM189 210H190V208H189ZM225 210H228V209H225ZM225 210L223 209V208H221L220 210H217L219 213H221L222 215H219L222 219H225L226 221H227V223H229V221H230V218H231V220L233 221V219H234V217H235V213H234V211H233V219H232V217H231V215H232V213L230 214L228 211H226L225 212ZM255 210V209H254ZM257 210V209H256ZM259 210H260V208H259ZM264 210V209H263ZM8 211V210H7ZM6 211V212H7ZM34 211V210H33ZM121 211V210H120ZM131 211V210H130ZM173 211V210H172ZM193 211L194 210H192V215H193ZM207 211V210H206ZM235 211V212H236ZM2 212V211H1ZM27 212V211H26ZM50 212V211H49ZM163 212H165V211H163ZM162 212V213H163ZM167 212V211H166ZM176 212H177V210H176ZM180 212V211H179ZM212 212H215V211H212ZM262 212V211H261ZM3 213H5V211L3 212ZM9 213V212H8ZM97 213V212H96ZM101 213V212H100ZM107 213V212H106ZM112 212H110V214H111ZM151 213V212H150ZM150 213L149 214H147V215H150ZM152 213H153V211H152ZM151 213V214H152ZM185 213H186V211H185ZM217 213V212H216ZM257 213H258V211H257ZM66 214H68V213H66ZM104 214V213H103ZM119 214V213H118ZM161 214V213H160ZM160 214H158V215H160ZM181 214V213H180ZM194 214L196 215L197 214V212L195 213V211H194ZM204 214H206V215H208L207 213H204ZM203 214V215H204ZM218 214V213H217ZM225 214L226 215H229V217H227V216H225ZM239 214H237V215H239ZM84 215V214H83ZM123 215V214H122ZM145 215V214H144ZM153 215V214H152ZM154 215H157V213H155ZM157 215V216H158ZM163 215V214H162ZM182 215V214H181ZM180 215V216H181ZM183 215H184V213H183ZM198 216L200 215V213H198L197 214ZM236 215V216H237ZM249 215V214H248ZM259 215V214H258ZM28 216H29V211H28ZM59 216H60V214H59ZM69 216V215H68ZM102 216H104V215H102ZM106 216V215H105ZM115 216V215H114ZM119 216V215H118ZM186 216H188V215H186ZM194 216V215H193ZM209 217H210V213H209V215H208ZM206 217L205 216V218L207 219V218H209V217ZM213 216V215H212ZM212 216H211V218H209V219H207V220H211V219H213L212 218ZM242 216H244V217H241V215L238 217H235L236 218V222H238L237 220H244V222L243 221H241V222H243V226L241 227L240 225H239V229H238V227L237 228H235V230L236 229H238V231L241 229V231L240 232H242L243 231V234L241 233V235L243 236L244 235V233L245 234H247L245 231H244V228H246L245 230L248 232L249 230H252V229H254L255 228V225L252 227V229H250L251 227L250 226H245L244 225V223H245V214L244 215H242ZM263 216V215H262ZM262 216H260V217H262ZM24 217V216H23ZM53 217V216H52ZM57 217V216H56ZM70 217V216H69ZM109 217V216H108ZM147 217V216H146ZM161 217V216H160ZM159 217V218H160ZM183 217V216H182ZM185 217V216H184ZM196 217V216H195ZM200 217H202V215L200 216ZM216 217V216H215ZM227 217V218H226ZM241 217V218H240ZM254 217V216H253ZM9 218V217H8ZM79 218V217H78ZM85 218V217H84ZM118 218V217H117ZM151 218V216L150 217H148V219H150ZM155 218V217H154ZM161 218H163V217H161ZM174 218H175V220H176V217L174 216ZM178 218V217H177ZM194 218V217H193ZM238 218V219H237ZM249 218V217H248ZM42 219V218H41ZM100 219V218H99ZM105 219V218H104ZM110 219V218H109ZM115 219V218H114ZM165 219V218H164ZM185 219V218H184ZM187 219V218H186ZM189 219H192V218H189ZM202 219V218H201ZM203 219H204V217H203ZM219 219V218H218ZM217 219V221L219 222V223H223V225H225V228H226V226H227V224H224V222L223 221H219ZM228 219V220H227ZM6 220V219H5ZM27 220V219H26ZM37 220V219H36ZM73 220V219H72ZM125 220H126V218H125ZM138 220V219H137ZM172 220V219H171ZM171 220H170V225L172 224L171 223ZM188 220V219H187ZM194 220V219H193ZM196 220H197V218H196ZM18 221V220H17ZM52 221H54V220H52ZM91 221V220H90ZM101 220H99V222H100ZM115 221H116V219H115ZM152 221V220H151ZM150 221V222H151ZM160 221V220H159ZM166 221V220H165ZM172 221H174V219L172 220ZM178 221H180V220H177V224H178ZM184 221V220H183ZM192 221V220H191ZM201 221V220H200ZM216 221V219L214 218L213 219V221H210V223L209 224H215V225H220L218 222ZM249 221V220H248ZM257 221V220H256ZM260 221V220H259ZM261 221H262V218H261ZM260 221V222H261ZM264 221V220H263ZM8 222V221H7ZM19 222V221H18ZM55 222V221H54ZM61 223H62V221H60ZM81 222V221H80ZM114 222V221H113ZM117 223L119 222V220L118 221H116ZM169 222V221H168ZM180 222H182V221H180ZM187 222V221H186ZM204 222V221H203ZM241 222H239L238 224H240ZM3 223V222H2ZM10 222H8V224H9ZM35 223V222H34ZM98 223V222H97ZM115 223V222H114ZM133 223V222H132ZM193 223H197V222H194L193 221ZM252 223V222H251ZM46 224V223H45ZM58 224V223H57ZM77 224H79V222H77ZM81 224V223H80ZM98 224H100L101 225V222L100 223H98ZM150 224V223H149ZM152 224H153V222H152ZM159 224V223H158ZM174 224V223H173ZM198 224V223H197ZM260 224L261 223H259V226H256V228H255V230L257 229V227H262V229L264 228V225H262V226H260ZM22 225V224H21ZM30 225V224H29ZM38 225H39V223H38ZM54 225V224H53ZM56 225V224H55ZM81 225H85V224H81ZM80 225V226H81ZM118 225V224H117ZM142 225V224H141ZM165 225V224H164ZM179 226H180V223L178 224ZM177 225V227L179 228V226ZM183 225H185L186 226V224H183ZM192 225V224H191ZM199 225H201V224H199ZM203 225V224H202ZM206 225V224H205ZM229 225V224H228ZM248 225H250V224H248ZM257 225V224H256ZM67 226V225H66ZM66 226H64V227H66ZM105 226H107L106 224H105ZM150 226V225H149ZM167 226V225H166ZM176 226V225H175ZM174 226V227H175ZM182 226V225H181ZM184 226V227H185ZM193 227H195V224L194 225H192ZM197 226V225H196ZM208 226V225H207ZM231 226V225H230ZM88 227V226H87ZM103 226H101V228H102ZM107 227H109V226H107ZM111 227V226H110ZM120 227V226H119ZM138 227V226H137ZM142 227H143V225H142ZM153 227L155 228V226L153 225ZM162 227H163V225H162ZM187 227V226H186ZM190 227V226H189ZM204 227L205 226H203V227H201L202 228V230L204 231L205 229H204ZM210 227H212V226H210ZM210 227H207L206 228V230L208 231L209 229L212 231V229H213V227L212 228H210ZM215 227V226H214ZM218 227V226H217ZM250 227V228H249ZM3 228V227H2ZM24 228V227H23ZM27 228V227H26ZM44 228V227H43ZM58 229H59V227H57ZM105 228V227H104ZM120 228H122V227H120ZM129 228V227H128ZM135 228V227H134ZM172 228V227H171ZM178 228H176V229H178ZM220 228V227H219ZM42 229V228H41ZM55 229H56V227H55ZM80 229V228H79ZM95 229H97V228H95ZM106 229V228H105ZM112 229V228H111ZM119 229V228H118ZM124 229V228H123ZM143 229V228H142ZM144 229H146V228H144ZM164 229H165V227H164ZM180 230V232H183V226H182V228H179ZM185 229V228H184ZM188 230H189V228H187ZM186 229V230H187ZM191 229H192V227H191ZM195 230H194V232L193 233H195L196 235H193V234H189L190 235V237H193V238H195V240L197 241V238L196 237H199L200 238V236H199V234H201V238L202 237H204L205 235L207 236V234L208 235H210V237L212 236V234H213V237H214V240H212V238L210 239H207L208 237H206V241H208V243H209V247L211 246V249H212V245H211V242H209V241H211L212 240V243H213V241H214V244H213V246L214 245H219L220 246V243H222L221 241H219V240H223V239H221L222 237L220 236V233L218 232L219 230H218V228H214L216 231H217V233L215 234V232L216 231H212V233L209 231V233H207V231H206V233L207 234H205V235H203L204 234V232L203 233H201L202 231H201V229L200 228H198V226H197V228H194ZM200 231V232H198V230ZM213 229V230H214ZM221 229V228H220ZM228 229V228H227ZM7 230V229H6ZM26 230V229H25ZM88 230V229H87ZM104 230V229H103ZM124 230H126V229H124ZM123 230V233H124V235L126 234L127 236H128V233L131 231V229L129 230V232L127 233L126 231H124ZM133 230V229H132ZM141 230V229H140ZM157 230H159V229H157ZM161 230L162 229H160L159 230V232H161ZM169 230H172V229H170L169 228ZM169 230H166V232H168ZM185 230V232H187ZM197 230V232L199 233H197V232H195ZM229 230V229H228ZM235 230H232V232H230V230H229V232L231 233H227V235H226V237L228 238L229 236L231 237V235L232 236H234V235H236L235 233H237V235L238 234H240L238 231H236L235 232ZM27 231V230H26ZM26 231H23V232H26ZM48 231V230H47ZM90 231H91V229H90ZM110 231V230H109ZM115 230H112V232L114 233V235H116V236H118V239H117V237H116V239H117V242H118V240H119V238H121V237H124V235H120V234H118V233H115V232H117V231H115ZM144 231H146V230H144ZM149 231H150V233H151V229L149 228ZM149 231H148V233H149ZM257 231V230H256ZM258 231H260V230H258ZM4 232V231H3ZM28 232V231H27ZM79 232V231H78ZM97 232L99 233V230H97ZM101 232V231H100ZM103 232V231H102ZM141 232V231H140ZM154 232V231H153ZM157 232L158 231H156V233L155 234H157ZM158 232V233H159ZM163 232H165L164 230H163ZM163 232L161 233L162 234V236H164L163 235ZM171 232V231H170ZM184 232V233H185ZM188 232H191V231H188ZM227 232V231H226ZM250 232V231H249ZM51 233V232H50ZM58 233H59V231H58ZM66 233V232H65ZM93 233V232H92ZM122 233V232H121ZM132 234H133V232H131ZM146 233V232H145ZM250 233H252V231L250 232ZM255 233V232H254ZM20 234V233H19ZM49 234V233H48ZM64 234V233H63ZM103 233H101L100 235H102ZM105 234V233H104ZM110 234L112 235V233H111V231H110ZM118 234V235H117ZM132 234H129V236L130 235H132ZM154 234V235H155ZM167 234V233H166ZM186 234V233H185ZM229 234V235H228ZM249 234V233H248ZM12 235H13V233H12ZM28 235H29V233H28ZM68 235H70V234H68ZM83 235H85L86 236V234L84 233ZM107 235V234H106ZM141 235V234H140ZM143 235V234H142ZM147 235H148V238L149 237H151V236H153V237H155L153 234L151 235V236H149L150 234H146L145 236H146V241H147ZM159 235V234H158ZM174 234L172 233V235L171 236H173ZM189 235H187V236H189ZM193 235V236H192ZM217 235V236H216ZM236 235V236H237ZM19 236V235H18ZM30 236V235H29ZM28 236V237H29ZM40 236V235H39ZM49 236H52V235H50L49 234ZM61 236V235H60ZM64 236H66V234H64ZM108 236V235H107ZM106 236V237H107ZM134 236V235H133ZM195 236V237H194ZM218 236H220L219 238H218ZM224 236V235H223ZM236 236H234L235 237V239L236 238H241V236L239 235L238 237H236ZM251 236H254L253 235V233L251 234ZM256 236H258V234L257 235H255V237ZM13 237V236H12ZM67 237H71V235L70 236H66V237H64V241L62 242L63 243V247H66V246H70V244L73 242V244H76L77 242H74L75 240H74V238H67ZM89 237H90V235H89ZM103 237V236H102ZM126 237V236H125ZM131 237V236H130ZM137 237V236H136ZM153 237H151V238H153ZM159 237H161V236H158V237H156L155 238V240L156 241H158V239L159 240H161V239H163V238H159ZM167 237V236H166ZM165 237V238H166ZM174 237V236H173ZM1 238V237H0ZM9 238V237H8ZM104 238V237H103ZM109 238H111V237H109ZM114 238V237H113ZM133 238V237H132ZM151 238H149V239H151ZM187 238H189V237H187ZM227 238H225L227 241H225V242H227L231 247H232V249L231 250H234L233 252L236 254V253H238V250H242V251H245V253H246V251L248 250V251H250V253H251V255H250V253H248V255H250V256H248L247 258V260L246 261H244L242 264H264V251H262L263 252V254H261L260 252H259V254H261V255H263V257L261 258V257H259V254H258V252H254L255 250L257 251V249H262L261 247H260V245L262 246V247H264V245L262 244L263 242H264V237L263 238H261L260 240H262V241H260L261 242V244H260V242L258 243L259 245H257L256 246V243L255 242H257V241H255V242H249V243H247L246 242V244L245 245H242L240 242H238L239 244H240V246L239 245H237L238 243L236 242V241H238V240H233L232 238H229V239H227ZM249 238V237H248ZM254 237H252V239H253ZM10 239V238H9ZM33 239V238H32ZM58 239V238H57ZM100 239H102L101 237H100ZM99 239V240H100ZM116 239H114L115 241H116ZM123 238H121V240H122ZM136 239V238H135ZM144 239H145V237H144ZM144 239L142 238L141 240H139V241H142V242H145L144 241ZM170 239V241L172 240L171 238H169ZM177 239V238H176ZM203 239V238H202ZM202 239H201V241H202ZM205 239V238H204ZM216 239H219V240H216ZM241 239H243L244 240V238H241ZM240 239V240H241ZM252 239H250V241L252 240ZM13 240V239H12ZM27 240V239H26ZM74 240V241H73ZM90 240H92L91 238H90ZM121 240H120V243H121ZM124 240V239H123ZM122 240V243L120 244V245H122V246H124V244H125V242ZM127 240V239H126ZM138 240V239H137ZM155 240L153 239V243H155ZM164 240V239H163ZM167 240V239H166ZM174 240H175V238H174ZM173 240V241H174ZM180 240V239H179ZM189 240L190 239H188V242H189ZM194 240V239H193ZM246 240V239H245ZM244 240V241H245ZM249 240V239H248ZM247 240V241H248ZM254 240V239H253ZM5 241V240H4ZM55 241V240H54ZM60 241V240H59ZM72 241V242H71ZM78 241V240H77ZM84 242H85V240H83ZM112 241V240H111ZM130 241V240H129ZM132 241H134V239L132 240ZM131 241V242H132ZM206 241H203V245L202 246H204L205 248L208 246V243L206 242ZM217 241H218V243H217ZM15 242V241H14ZM58 242V241H57ZM123 242H124V244H123ZM137 242V241H136ZM136 242H134V243H136ZM149 242V241H148ZM160 242H162V240L160 241ZM167 242H168V240L167 241H165L164 240V243L163 244H165V246L167 245V246H169L168 244H167ZM207 244H206V243ZM11 243V242H10ZM20 243V242H19ZM54 243V242H53ZM112 243H114V242H112ZM138 243H140V242H138ZM138 243L136 244V245H138ZM146 243V242H145ZM157 243V242H156ZM155 243V245H157ZM158 243H159V241H158ZM169 244H172V245H174V246H172V247H175L176 248V250L178 251V249H179V246H180V244L179 243H177L176 242V240L174 241V243L173 242H168ZM194 243V244H193ZM196 243H198V242H196ZM201 243V242H200ZM216 243V244H215ZM26 244V243H25ZM71 245V246H75V245ZM79 244V243H78ZM77 244V245H78ZM93 244H94V242H93ZM99 245H101L102 243L100 242V243H98ZM116 243H114L113 245H111V243H110V245L109 246H114ZM130 244V243H129ZM128 244V246H130L131 247V245H129ZM178 244V245H177ZM27 245H29V244H27ZM40 245V244H39ZM49 244H47V246H48ZM59 245H60V243H59ZM59 245H58V247H59ZM84 245V244H83ZM98 245V246H99ZM104 245V244H103ZM106 245V244H105ZM119 244L117 243L116 244V246H118ZM119 245V246H120ZM126 245V244H125ZM141 245V244H140ZM144 245V244H143ZM148 245V244H147ZM192 247L193 246H195V245H198V244H195V242L193 241L192 242V244H190ZM201 245H198V246H196L195 248H194V250L195 249H201V251L200 250H198V252L200 251V252H202L203 250H204V254L205 255H208V259H207V263H205V264H214V263H211V262H213L214 260H213V254H214V256L216 257V255H215V253H210V251H211V249H209V248H207V249H203L202 250V247L200 248V246ZM4 246V245H3ZM37 246H38V243H37ZM43 246V245H42ZM46 246V245H45ZM50 246V245H49ZM46 247V248H48V250L47 249H45L46 251H47V253H46V251L45 250H42V247H41V245L40 246H38V247H41V250H42V253L41 254H43V256L46 254V256H44V257H41L43 260L44 259H46V257H47V259H48V257H49V255L51 254L50 252H52L51 251V249L53 248V250H54V248H56L57 247V244H55V246L52 244L51 246L52 247ZM54 246V247H53ZM91 246V245H90ZM97 246V247H98ZM139 246V245H138ZM138 246H137V248H138ZM142 246V245H141ZM149 246V245H148ZM147 246V247H148ZM162 246V245H161ZM171 246V245H170ZM170 246H169V248H170ZM182 246V248L180 247V253L182 254V250H183V248L185 247L183 244L181 245ZM184 246V247H183ZM187 246V245H186ZM213 247V250H215V251H217V250H219V249H222V247L220 246V247ZM227 246V245H226ZM239 246V247H238ZM10 247V246H9ZM8 247V248H9ZM23 246H21V248H22ZM25 247V246H24ZM29 247V246H28ZM33 247V250H35V247H36V245H35V247L34 246H32ZM38 247H36L37 249H38ZM62 247V246H61ZM82 247V246H81ZM92 247H95L94 245L93 246H91V248ZM115 247V246H114ZM127 247V246H126ZM136 247V246H135ZM146 247V244L144 245V248H143V251H141V254H142V252H144V251H148L149 252V250H147L148 248H145ZM164 247V246H163ZM171 247V248H172ZM203 247V248H204ZM4 248H6V247H4ZM11 248V247H10ZM9 248V249H10ZM26 248V247H25ZM67 248V247H66ZM70 248V247H69ZM99 248V249H98ZM97 248V252L100 250H102L103 248H101L100 249V246ZM111 248V247H110ZM110 248H108L107 246H106V248L105 249H109V250H111ZM116 248V247H115ZM115 248H112L113 250L115 249ZM124 248V247H123ZM154 248H155V246H154ZM158 248V247H157ZM168 248V247H167ZM167 248H165V249H167ZM178 248V249H177ZM193 248H192V250H193ZM13 249V248H12ZM11 249V250H12ZM29 249H30V247H29ZM40 249V248H39ZM39 249H38V251H39ZM57 249V248H56ZM59 249V248H58ZM65 249V248H64ZM68 249V248H67ZM82 249V248H81ZM94 249V248H93ZM118 249V248H117ZM125 249H127V251L129 250L128 248H125ZM133 249V248H132ZM131 249V250H132ZM140 249L142 250V248L140 247ZM144 249H146V250H144ZM152 249V248H151ZM164 249V250H165ZM247 249V250H246ZM61 250V249H60ZM66 250V249H65ZM75 250V249H74ZM80 250V249H79ZM78 250V251H79ZM130 250V251H131ZM139 250V249H138ZM158 250V249H157ZM187 250V249H186ZM193 250V251H194ZM209 251V253H207L206 254V252L205 251ZM258 250V251H259ZM5 251V250H4ZM36 251V250H35ZM43 251H45V253L43 252ZM76 251V250H75ZM74 251V252H75ZM99 251V252H100ZM104 251H106V250H104ZM103 251V252H104ZM108 251V250H107ZM106 251V252H107ZM112 251V250H111ZM127 251H125V255L127 254V258H129V256H128V254L130 253V251H129V253H126ZM133 251V250H132ZM153 251V250H152ZM156 251V250H155ZM175 251V250H174ZM247 251V252H248ZM9 252V251H8ZM54 252H55V250H54ZM66 252H69V251H67L66 250ZM66 252L65 253H63V254H65L66 255ZM77 252V251H76ZM84 252V251H83ZM82 252V253H83ZM88 252V251H87ZM102 252V254L101 253H99V255H103V254H105V253H103ZM116 252V251H115ZM161 252V251H160ZM173 252V251H172ZM184 252H185V249H184ZM195 253L194 254H196V251H194ZM48 253H50V254H48ZM72 253V252H71ZM111 253H113V251L111 252ZM120 253H121V251H120ZM123 253V252H122ZM144 253H146V252H144ZM151 253V252H150ZM150 253H148L149 255H150ZM153 254L154 253H156V252H152ZM151 253V254H152ZM165 253V252H164ZM177 252H175V254H176ZM179 253V252H178ZM179 253V254H180ZM191 253H192V251H191ZM203 253V252H202ZM217 253V252H216ZM240 253V252H239ZM242 253V252H241ZM244 253V252H243ZM242 253V254H243ZM1 254V253H0ZM7 254V253H6ZM33 255H34V253H32ZM31 254V255H32ZM52 254H54V253H52ZM58 254V253H57ZM61 254L62 253H60V254H58V255H60L61 256ZM67 254H69V253H67ZM118 254V253H117ZM117 254H116V256H117ZM124 254V253H123ZM152 254V258H153V256H156V255H153ZM157 254V253H156ZM172 254V253H171ZM175 254H173V255H175ZM194 254H192V255H194ZM204 254H202V255H204ZM232 254V253H231ZM235 254H234V256H235ZM3 255V254H2ZM10 255V254H9ZM70 256H71V254H69ZM75 255H78V253L76 254L75 253ZM105 255H108L109 256V258L111 257V255H109V254H105ZM114 255V254H113ZM119 255H121V254H119ZM158 255H160V254H158ZM183 255V254H182ZM191 255V254H190ZM197 256H199V255H201V254H196ZM220 255V254H219ZM246 256H247V254H245ZM260 255V256H261ZM3 256H5V253H4V255ZM22 256V255H21ZM20 256V254H19V257H21ZM51 256V255H50ZM96 256H97V254H96ZM142 256H144V255H142ZM160 256H162V255H160ZM186 256V255H185ZM6 257V256H5ZM13 257V256H12ZM34 257V256H33ZM62 257V256H61ZM61 257H59L60 259H61ZM79 257V256H78ZM82 257V255H80V257L79 258H81ZM105 257H107V256H104L103 255V258H105ZM119 258H120V256H118ZM121 257H124L123 255L121 256ZM165 257V256H164ZM187 257V256H186ZM218 257V256H217ZM22 258V257H21ZM21 258H19V259H21ZM36 258V257H35ZM73 258V257H72ZM97 258V257H96ZM96 258H95V260H96ZM109 258H106V260L107 261H104V263L103 264H105L106 262L108 263V260H109ZM116 259H117V257H115ZM124 258H126V257H124ZM141 258V257H140ZM157 258H163V256L162 257H157L156 256V258H154V259H156L155 261H158L157 260ZM174 258V260H175V257H173ZM173 258H171L170 260H163L165 263H168L169 261L170 262H172V259ZM179 258H180V255H179ZM189 258V257H188ZM191 258V257H190ZM237 258V257H236ZM240 259H241V257H239ZM238 258V259H239ZM3 259V258H2ZM1 259V260H2ZM7 259V258H6ZM16 259V258H15ZM14 259V260H15ZM58 259V258H57ZM63 259H66V257H64ZM75 259H76V257H75ZM78 259V258H77ZM83 260H84V257L82 258ZM100 258H97V260H99ZM112 259V258H111ZM121 259V258H120ZM119 259V260H120ZM133 259V258H132ZM132 259H128L129 261L131 260V261H134V260H132ZM159 259V260H160ZM178 259V256L176 257V260ZM187 259V258H186ZM205 259V260H206ZM224 259V258H223ZM233 259V260H232ZM231 259V261H229V262H227V263H225V264H237L236 263V259H235V257H233ZM235 259V260H234ZM243 259V258H242ZM10 260V259H9ZM26 260V259H25ZM28 260H29V258H28ZM31 260H33V259H31ZM96 260V261H97ZM127 260V261H128ZM142 260H143V257H142ZM151 260V259H150ZM184 259H181V260H177L176 261V263H175V261H173L175 264H187L186 263V261L184 262L183 261ZM189 260V259H188ZM191 260V259H190ZM193 260V259H192ZM196 260V259H195ZM195 260H193L192 262L194 263V261ZM198 260V259H197ZM217 260V259H216ZM226 260V259H225ZM244 260H245V258H244ZM3 261H5L4 259L2 260V262ZM49 261V260H48ZM61 261V260H60ZM65 261V260H64ZM69 261H70V259L68 260V263H69ZM75 260H73V262H74ZM111 261V260H110ZM114 260H112V262H113ZM125 261V260H124ZM144 261V260H143ZM155 261H154V263H155ZM167 261V262H166ZM182 261V262H181ZM202 261V260H201ZM223 261V260H222ZM222 261H220V260H218V263H216V261H214L216 264H222ZM226 261H228V260H226ZM13 262V261H12ZM19 263H20V261H18ZM23 262V261H22ZM45 262V264H47V262H46V260H44L43 261V263ZM55 262V261H54ZM71 262H72V259H71ZM77 263H78V260L76 261ZM75 262V263H76ZM99 263L100 262H102L101 261V259L98 261ZM159 262V261H158ZM158 262H156L157 264H158ZM162 262V261H161ZM197 262V261H196ZM195 262V263H196ZM204 262H206V261H204ZM203 262V263H204ZM224 262V261H223ZM237 262H239V261H237ZM29 264H30V262H28ZM34 263V262H33ZM80 263H81V261H80ZM119 264H121L120 263V261L118 262ZM127 263V262H126ZM130 263V262H129ZM129 263H127V264H129ZM140 263L142 264V262H141V260H140ZM144 264L146 263H150V262H147V261H145V262H143ZM193 263H191V264H193ZM194 263V264H195ZM3 264V263H2ZM9 264H10V262H9ZM21 264H23V263H21ZM49 264H50V262H49ZM54 264V263H53ZM61 264V263H60ZM63 264V263H62ZM66 264V263H65ZM79 264V263H78ZM93 264H96V262H94ZM98 264V263H97ZM102 264V263H101ZM108 264H113V263H108ZM115 264H116V262H115ZM123 264H124V262H123ZM131 264H133L132 262H131ZM239 264V263H238Z\"/></svg>", "mask_w": 264, "mask_h": 264}]
</instances>
